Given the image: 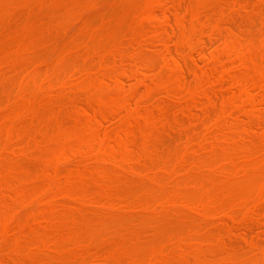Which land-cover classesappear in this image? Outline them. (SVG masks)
Listing matches in <instances>:
<instances>
[{
	"label": "rangeland",
	"instance_id": "1",
	"mask_svg": "<svg viewBox=\"0 0 264 264\" xmlns=\"http://www.w3.org/2000/svg\"><path fill=\"white\" fill-rule=\"evenodd\" d=\"M38 1H39V3L37 2V0H30V1L29 0H25V1L24 0H0V20H1L0 21V34H1L0 35V50H1L0 53L3 52V55H2V53L0 55V75H1V77H0V88L2 87V89H0V91L3 90V87H4L3 84H4L6 89H7V92H8L6 94L7 96L5 95V97H8L10 95L11 90L13 92V88H14L13 86L15 85V88L19 87L18 88L19 90L16 88V91L18 90L16 92V95H19V93H20V95H22L21 97L29 96L30 99H33V100H29V102H28V103H30L31 101H33L31 104H26L25 105V103L23 101H21V103L19 104V100H16V98H18L20 95L15 97L16 95H15V90H14V95L11 92V95H13L15 97L14 99H12L13 97L10 95L12 98L10 96H9V98H4L5 101L8 100L7 102L4 101L2 103V101L0 100L1 101L0 110H1V107H2V109H3V107L7 108V109H5L7 111L4 110L5 111L4 114L1 113V111H3V110L0 111V115L3 114L2 117L4 116L3 119L0 117L2 120H4V118H5V120L7 121L8 116H10V119L11 118L13 119L15 113H16V115L21 113L20 114L21 119H22L23 116H24L23 119L25 118V120L21 121V120H19L20 117L18 119V117L16 118V116H15L16 119L12 123H11L12 120L9 123V122H6L5 120L2 122L1 119H0V121L4 124V125L2 124L3 126H1V124H0V129H2L1 130L2 132L0 131V142H2L1 143L2 145L0 144V149L2 150L1 155H5V156L7 155L9 157L8 159H6V157L4 156L5 158H3V159L5 161L1 159V161H3L1 163H3L5 165V167H7V166L8 167L6 168V170L3 169V171H2L3 173L1 172L0 175L7 173V172L4 173V171H9L6 175H3L5 177H9L11 169H13L11 166H12V164H14V162H16V167L19 166V169H17L18 167L17 168L15 167L16 170H17L16 171L17 174H22L23 173L22 176H21V177H23L22 178L23 180H24L25 176L32 174V173H29V174L24 175L25 173H28L32 168H33L34 171H36L35 166H33V162H34V165L37 164L36 167H38L42 171V173H41L42 175L41 174L37 175L36 172L33 171L34 175L33 176L31 175L32 178H31V176L27 177V179L30 178V179H28V181H30V182H31V179L33 181L34 179L36 180L38 178L37 179L38 183H37L36 186L34 185L35 187L33 186V188H32V185H33V183L35 184V182L30 183V184H32L30 186H29V183H28V185H26V180H25V184L22 183L24 185V187L26 185V187H25L26 191L25 190L24 191L21 190L22 191L21 192L20 190H18V188H17L18 186L17 185H19V184H17L18 183V181H16L17 178L15 180L13 179L15 177L13 175L16 174L14 169L12 171L14 173H12L10 177L13 176L12 179L14 180V182H15V184L17 186L15 188V184H14V188L16 190L14 188H12L13 186L10 185V184H8L9 186L7 185L6 188H4V187L2 188V186H4V185H2V186L0 185V190L1 189H5V190L8 189L6 192H5V190L4 191H2V190L0 191L1 194L3 195V197H2L1 194H0V196H1L0 197L1 198V200H0L1 202L0 203H2V201H6L7 202V203H2V204H4V207H5L4 209H3V205L0 206V211H1L0 219L4 218V219H2L3 221H0V222H2V223H0V227H1L0 231L2 230L0 232V237H1L0 238V242H2V240H3L2 239V235L7 234V236H8L10 234L8 236V238L11 237V239L9 238V240H8V238L6 239V235L4 237V240H3L2 243H6V249H5V245L3 244L4 246H2V244L0 243V246H1L0 247L1 248L0 249V253L2 254V255H0V264H16L19 261L20 262L18 264H28L29 260L33 259V255H35L33 253H34V250L36 251V249L37 250L38 249L39 250L44 249V251L47 250V251H45V253L42 251V254L41 255L39 254L40 256L38 255L39 251H37L36 255L39 256L37 258H40L39 259L40 262H36L35 261L37 258H34L33 260L36 263H38V264H45L46 261H47V263H49V261H51V263H49V264H58L59 262H61L60 264H62L63 262L65 264H67L66 262L68 261V264H69V262L70 261L73 262L75 258H76L75 260L77 262H73L74 264H87V263L89 264L91 260H93V261L90 264H95V263L96 264H103V263L112 264V263H108L109 261L110 262L114 261V260L111 259V257L114 258V259L116 257V261H115V263L113 262V264H116V263L119 264L120 261L117 262V260H120V258H123L124 255L126 257L130 258L129 257L130 253H132L130 256L134 255V257H132L134 259L133 260H132V258L128 259V260H131V261L128 262V260H127L126 261V262H128L127 264H129L130 262H131L130 264H151V262L154 259L159 258V256H160L159 259H161L160 261H162V262H160L158 259H156L155 261H153L152 264H156L157 260H158V262H157L158 264L159 263L163 264V262H164L163 258L164 257L166 258V255H168L167 256L168 258L165 259V263H167V264H195V263L196 264H209V263L210 264H255V263L256 264L257 263L258 264H264V251H263L264 250V245H263L264 244V221L261 223L263 225H261L260 222H259V221L264 220V218L262 219L264 212L261 211V209L263 210V208H264L263 207L264 206V197L263 196H259L260 197V199H259L258 194L256 193V190L254 191V189H250V190L247 189V184L248 183L251 182L250 184L253 185L254 182H255L254 184H256V183H259L261 180H264V178H262V177H264V174H263L264 173V167H261V162H260V160L264 156V136H262V137L260 136V133L262 131H264V122H262V121H264L263 120L264 119V114H263L264 113V109H262V108H264V95H263L264 94V71H263L264 69H262V72H260V73L257 71V68L261 67L260 65L264 64V61H263L264 60V35L262 33V29H264V16H263L264 13L262 12L263 14H261V15L259 14V13H261L260 9L264 8V7H262V6H264V0H250V1L249 0L248 1L247 0H234V2L232 0H229V1L228 0H206L205 8L202 7L199 10H196L191 5L193 3L195 4L198 0H193V1L192 0H111V1L110 0H100V1L99 0L98 1L97 0H81V1L80 0H76V1L75 0H72V1L71 0H53V1H51V0H42L43 4L40 3L41 2L40 0H38ZM105 1H106V3H105ZM24 2H26V3H24ZM148 2H150V3H148ZM156 2H158L159 4L161 3V5L160 6H153L152 8H150L151 10L149 12L153 14V15L152 14L150 15L148 10H145V8H146V6L153 5ZM55 3H58L60 6L58 7V4H55ZM241 3H243V5H241ZM27 4H29V5H27ZM71 4H72L73 7L71 6ZM94 4L96 6H98V7H95V9H94ZM99 4H100V6H99ZM53 5H54V7H52ZM62 5H65V7L67 6L66 9H65L64 6H63L64 7L63 8ZM232 5H233V7H232ZM240 5L244 6L245 9H244V7H241ZM45 6L47 7V9L50 6L49 7L50 10H47ZM260 6H261V8H260ZM55 7H57V8H55ZM112 7H113V10L110 9ZM247 7H248V9H247ZM224 8H226V10ZM237 8H238L239 11L237 10ZM43 9L46 12V14L44 13V16L42 15V12H44ZM254 9H255V11H254ZM262 10H264V9H262ZM28 11H30V12H28ZM32 11L35 12V14ZM20 12H22V13H20ZM37 12H38V14H37ZM40 12H41V14H40ZM55 12H57V13H55ZM8 13H9V15H8ZM13 13H14V15H13ZM15 13H16V15H15ZM18 13H20V16H19ZM78 13H79V15H78ZM103 13H104V15H102ZM147 13H149V14H147ZM230 13L232 15H234L233 19L232 20H228V18H229L228 17L226 19L227 21L223 20V18L227 17ZM21 14H23V15L21 16ZM24 14H25L26 17H24ZM126 14H129V15H126ZM217 14H218L219 17L217 16ZM27 15L29 17H27ZM36 15H38V16H36ZM40 15H41V17L42 16L44 17L43 18V21L45 20L44 22H46L48 19H50V21H48L46 23L49 26H51L50 30H49L50 27H47L48 25H46V24L44 25V22L42 21V18H40ZM47 15H49V16H47ZM91 15H93V16H91ZM203 15L205 16V18H204ZM10 16L11 17H15V19L14 20H10V19H12ZM34 16L36 17V21H34L35 20ZM51 16H53V17H51ZM221 16H223V17H221ZM2 17H4V18H2ZM8 17H9V19H8ZM38 17L40 18L41 23L39 22V18ZM90 17H92V18H90ZM21 18H22L21 23H22V21L24 23L21 24V25L19 24V25L21 26L20 28L23 27L22 28L23 30H21L19 28V25H18V22H19L18 20H20ZM25 18H28L27 22H25L26 21ZM80 18H82V19H80ZM145 18H147V19L144 20ZM6 20H7V25L8 26L6 25ZM31 20L33 21V23H32ZM59 20H60V23H59ZM72 20H73V23H70V21H72ZM101 20H103V21H101ZM29 21H31V22L28 23ZM83 21H84V24H83ZM87 21H91V23L90 22L87 23ZM142 21L144 22L143 26L140 25V23ZM204 21L206 23H203ZM50 22H51V24H49ZM220 22H221V24H220ZM31 23H32V25H31ZM225 23H226V27H225V25H223ZM236 23H237V25H238V23H240L237 26L238 28L237 27L235 28V26H236L235 24ZM33 24H34V26H33ZM42 24L45 27H41ZM67 24L68 25L71 24L70 25L71 28L73 27L72 25L75 24V26L73 28L74 30L73 29L71 30V28H69L70 26L68 27ZM252 24H254V25H252ZM27 25H29V26H27ZM81 25H83V26H81ZM90 25H92L90 27V28H92L91 30L88 29V26H90ZM243 25H246L245 27L247 28V30H251L250 35L253 38H251V36L249 34H247V30L246 29H245V33H243L244 32V31H242V30H244V26ZM105 26L108 27V28H105ZM182 26H183L184 29L182 28ZM239 26H242V28L239 27ZM29 27L32 28V29H30V31L33 30L32 31L33 33H31V34H29L30 32L28 33ZM18 28L21 31H23V32H20ZM113 28H114V30H113ZM118 28H119V30H118ZM239 28H241V30ZM24 29H26L25 30L26 32H24ZM234 29H235V31H234ZM236 29H237V31H236ZM38 30H40V32H38ZM41 30H42L43 33L41 32ZM67 30H69V31H67ZM218 30H219V32H218ZM239 30L242 31V32H240ZM17 31H19V33H16ZM114 31L116 32V34H115ZM84 32H85V34H84ZM117 32H119L120 34L117 33ZM122 32H124V33H122ZM22 33H23V36L20 38ZM26 33L29 34L30 38L28 36L25 38L24 34H26ZM100 33H101V35L102 34H104V35L100 36ZM248 33H249V31H248ZM32 34L34 36H32ZM183 34H185V35L194 34V39L192 40V42H188L185 38H183L185 36ZM242 34H244V35H242ZM72 35H73V37H72ZM221 35H223V36H221ZM44 36H45V38H44ZM83 36L85 38H83ZM31 37L34 38V40ZM38 37H41V38L39 39ZM79 37H82L83 39H81ZM100 37H103L104 41H103V38H100ZM126 37L128 39L125 41L124 39ZM158 37H159V39H158ZM16 38H17V41H16ZM77 38H79L81 41L84 40L85 42L84 41L81 42ZM121 38H123V39H121ZM199 38H200V40H199ZM30 39L33 40V42ZM85 39H87V40H85ZM228 39H230V41ZM231 39H232L233 42L231 41ZM51 40H52L53 43L49 42ZM76 40H77V42H76ZM90 40H91V42H90ZM237 40H239V52H233L232 50L231 51L227 50L228 46H229L228 44L229 43L235 44L237 42ZM26 41H28L29 43L32 44V46H33L32 49L29 48V46H28L29 43L27 44ZM42 41H43L44 45H42V47H39V45L42 44ZM37 42H39V43H37ZM80 42H81V44H80ZM95 42H96L97 45L95 44ZM178 42H179V44H178ZM33 43L36 44V48H35ZM168 43L171 46L168 45ZM256 43H258L257 46H255ZM51 44L55 48L50 47ZM69 44H70V46H69ZM75 44H76V46L79 44L78 47H76ZM26 45L28 46L29 50L25 47ZM83 45H85V46H83ZM196 45H197V47L195 48ZM79 46H80V48H79ZM254 46H255V48H257V50L254 49ZM258 46L261 47V49H259ZM90 47H93V48L90 49ZM243 48L245 50H243ZM249 48H252V50H251L252 53L250 55V56H252L251 57L252 60L249 58V54H250V52L248 53V49ZM4 49L7 50V51H5ZM30 49L33 50V53L30 51ZM87 49H89L91 51L93 50V51L92 52L90 51V54H89V51ZM24 50L26 52H30V54H31L30 55L31 56L30 57L31 60L28 58L29 62L27 61L25 56H23L26 59L28 64L24 61L25 59H23L22 62L20 60V59H22L20 56L24 55L23 54ZM58 50L59 51L61 50V53H59ZM259 50H260L261 53L258 52ZM52 51H54V52L52 53ZM84 51H85V53H84ZM87 51H88V53H87ZM34 52H35V55H34ZM93 52H94V54H92ZM112 52H114L116 54L112 55ZM5 53H7V54L5 55ZM8 53H11L12 55L8 54ZM234 53H236L237 55L234 54ZM19 54H20V56H19ZM37 54H39V56ZM59 54L61 56L62 55L63 56L65 55V56L61 57ZM131 54L134 55V56H131ZM227 54H228V57H227ZM239 54H241V55H239ZM28 55H29V53H28ZM55 55H57V57ZM66 55H68V56H66ZM90 55H91V57L93 56V58H91V57L89 58L88 56H90ZM247 55H248V57H247ZM59 56H60V58H59ZM72 56H73V58H72ZM77 56H79V57H77ZM80 56H82V57L80 58ZM102 56L105 58L106 65H109V64L110 65L106 66L107 68L104 67L103 69L99 70L98 68H100V67H98L97 61ZM6 57H8L11 61H9L8 58H6ZM75 57H77V58H75ZM97 57H99V58H97ZM108 57H110V58H108ZM120 57H121V60H120ZM133 57H135V58H133ZM224 57H227V60ZM122 58H124V59H122ZM126 58L127 59L130 58L131 60H127ZM218 58H221L222 60L218 59ZM238 58H239L240 61L238 60ZM254 58H255V60H254ZM14 59H16L17 61L14 60ZM73 59H74V61H72ZM88 59H89V61H88ZM92 59H93V61H92ZM134 59H136V60H134ZM147 59H149V61ZM165 59H167V60L165 61ZM171 59H173L174 62ZM68 60L70 61L69 63H68ZM119 60L122 61V62H119ZM184 60H185V62H184ZM223 60H226V61H223ZM6 61H8V62H6ZM19 61L21 62L20 65H19ZM220 61H222V62L219 63ZM238 61H239L238 64H240V65L237 64ZM64 62H66V63H64ZM76 62H77V65L75 64ZM225 62L226 63L228 62V65H231L230 66L231 69H229L230 67L228 65H226ZM241 62H244V63H241ZM54 63H55V65L57 63V65L54 66L53 65ZM80 63H81V65H80ZM82 63H84L85 66ZM223 63H225V65ZM88 64H89V66H88ZM120 64L121 65H126V69L121 71L120 68H119ZM130 64L133 67V69H135V70L132 69ZM67 65H68V67H67ZM72 65H75V66H72ZM188 65H190V66H188ZM222 65L228 66V67H222ZM245 65H247V67L250 65L249 66V68H251L250 72H249V68L245 69L246 68ZM254 65H256L257 68ZM30 66H31V68H30ZM53 66L55 68L56 67L57 68L54 69ZM78 66H79L80 69L78 68ZM92 66L94 68H92ZM169 66L170 67H174V69H176L178 72L176 70L174 71L175 73L172 72V69H170ZM185 66H187V67H185ZM208 66L211 69H208L207 68ZM183 67H184V69H183ZM263 67L264 66L262 65V68ZM57 69H59V70H57ZM111 69L118 70V71H113L115 74H117V78H118V81H119L118 85H116V82H115L116 81V77L112 73H110ZM167 69H168L169 72L167 71ZM55 70H57L59 73L55 72ZM98 70L100 72L102 71L103 74L102 75L99 74L97 72ZM205 70H208L209 72L208 71L206 72ZM211 70H212V72H211ZM229 70H231V71H229ZM239 70L241 71L240 74L242 73L241 74L242 76L240 74H239L240 76L236 74V72L239 71ZM15 71L16 72L19 71L20 73L19 72L16 73ZM28 71H30V72H28ZM39 71H40V73H39ZM131 71H132V73H131ZM134 71H136V72L134 73ZM54 72L57 75H56V77H54L55 80L53 79L54 80L53 81L51 78H52V76L55 75V74H53ZM204 72H206V73H204ZM15 73L18 74V75L21 74V76L20 75L19 76L16 75L17 77H21V79H17V77L15 78ZM29 73H32V74L30 75ZM95 73L96 74L98 73V75H96ZM237 73H239V72H237ZM243 73H245L247 75L244 76L245 74L243 75ZM65 74H67V75L65 76ZM207 74H210V75H207ZM252 74H253V76H251ZM50 75H51V77H50ZM219 75H220V77H218ZM11 77H12V80L10 81L9 79ZM65 77H67V78H65ZM175 77H177V78L179 77L178 80H179V83H180L178 88L174 90V92H175V94L177 96H175L172 99H168L167 95H165V94H167L166 87L162 83L161 80H162V78H166V79L170 80V79H174ZM247 77H248V79H242V78H247ZM33 78H34V80H33ZM99 79L104 81V84H102V86H101L102 88L100 87V82H98ZM238 79H239V81L240 80H248V82H247L248 84L245 85L246 87L245 86L244 87L238 86V84H237V80ZM251 79H253V80H251ZM18 80H19V82L21 80L23 81V82L20 83V85L22 84L21 86H19ZM48 80H52V82H53L52 89H47L44 86L45 83ZM217 80H219V81H217ZM254 80H256V81H254ZM16 81L18 82V84L16 83ZM80 81H82V82H80ZM259 81H260V84H259ZM24 83H26V84H24ZM33 83H34V85H33ZM92 83L94 85V87H93V92L94 93L96 92L95 89L97 87L100 88V89H98L99 92H101L102 89H105L103 91L106 93V95H108L107 97L105 96V98L108 100V102H109L108 107H110V108L107 107L108 110L104 109L101 112L104 117L103 116L99 117V120L101 121V124L98 123L100 126L98 125L99 126L98 127L99 128L98 132L96 131V134L98 136V137L96 136L97 139H96L95 136L93 137V134L95 135V133H92L91 137L90 136L87 137L88 139L89 138L90 139L94 138V140H96V141H94L93 139L91 141L89 140V142H93L92 143L93 145L89 144L90 146L88 144H86L87 142L85 143L86 144L85 146H89L90 150H92V149L94 150V151L92 150L93 154H90L91 156H93L95 154H100V155L99 156H96V155L93 156V157H98L97 160H96V158L93 159V157L91 159L90 155H89V157L87 159L84 160L83 158H86V157L79 156V155L81 154V150L82 149L85 150V146H84V148H82L80 144H78L79 146L77 145V143H76L77 141L74 138V135H73L72 132L74 131V129H76V128H78V126H80L79 124L76 125L78 123V121H80V119L82 120L81 121L82 123L79 122L81 124V127H82L84 125V123L87 122L86 119H87V117H89V115H91V116L88 118V122H89V120H92V119L95 122L94 116H93V118H91V117L94 114L93 113L94 111H95V114H96V111L98 112L99 107L101 106V104H99L100 99L98 101L94 100V102L92 100L93 103L92 102L89 103V106L87 108H90V104H91L93 107H91L89 109V111L92 110L93 112L92 111L88 112V116L86 115V118H85L84 122H83V119L85 117L84 114L87 113V112H85L86 111V107H84V109H85L84 113H82V110L78 111L77 113H76V111H72V112L75 113V115H77L79 112H81L80 114L82 115V116L81 115L80 116L77 115L79 118H77V116L74 115V120H73V117L71 116L72 113H70V111H68V109H67V111L70 114H68V112H66V111H65L66 113L64 112V110H63L64 109L63 108L64 102H63V104L62 103L61 104L57 103V104L62 105L61 106L62 107L61 111L63 110L64 117L66 118L65 119L63 117L64 121L62 120V118L58 119L57 117L52 115L56 119V120L55 119L53 120V119H51L52 116L50 117V115L51 114H55V112L53 113V111L57 112V110H59V112H60V107L59 106L57 107L58 109L55 110V106L57 105V104L55 105V103H56L55 101L59 102L60 99H62V98L64 99V97H67L66 101H65V105L69 104L70 103L69 101L71 100V102L74 101V104L76 106H78L77 110H80L78 108L79 107L81 108L82 106H84V105H82V104H84L83 102H85L83 100H86V98L82 99V97H86L87 96V94L89 92V88H90V91H91ZM112 83H113V86H112ZM39 84H41V85L39 86ZM55 84H57V85H55ZM212 84L215 85V86L217 85L218 87L214 88V86ZM26 85H27V87H26ZM210 85H212V86L210 87ZM234 86H236V87H234ZM237 86H238V88H237ZM5 87H4L3 91L6 90ZM24 88H25L26 91H24ZM113 88H114V90H113ZM163 88H165V89H163ZM180 88H182V90ZM200 88H201V90H199ZM217 88L219 89V91H217ZM233 88H235L237 90H235ZM227 89H228V91H227ZM229 89H230V91H229ZM45 90H47V91L45 92ZM98 90L95 93V95L93 94L94 96L91 94L93 92L89 93L92 96L90 97V95H88L89 96L88 100H89V98H92V97L95 98L96 95L100 94L98 92ZM111 90H113V91H111ZM234 90L237 91L238 93L235 94ZM21 91L23 93H25V94H26V92H28L27 96L25 94H21ZM198 91H200V92H198ZM202 91H211V96L208 99H206L204 97V95H201ZM251 91H252V93H251ZM104 92H101L102 93L101 95L105 94ZM195 92H197V95H196ZM260 92H262L261 95H260ZM3 93L5 94V92H3ZM3 93L0 92V97H1L0 99H3L2 98V96H4ZM194 94H195V96H194ZM224 94H226V95H224ZM115 95H116V97H115ZM231 95H232V100L230 99ZM60 97H62V98H60ZM98 97H97V99H98ZM187 97H189V98H187ZM254 97H255V99H254ZM58 98H60V99L57 100ZM181 98H183V99H181ZM18 99L21 100V98H18ZM23 99H25V98H23ZM48 99H50V100L53 99L54 100V101H51L52 102L51 105H54L53 106L54 110L50 111V113H49V110H50L49 107H47L49 110H47V108H46V105L48 104V102H49L48 105H50V100H48ZM185 100H189V101H185ZM261 100H263V101H261ZM61 101H63V100H61ZM173 101L174 102L176 101V102L174 103ZM177 101L178 102L180 101V103H177ZM210 101H212V103ZM226 101L229 102L228 105L226 104ZM22 102H23V105H21ZM25 102H27V101H25ZM43 102H44V104L47 102V104L44 105L45 108H44L43 112H45V109H46L48 111L46 113L47 114L49 113L48 116L50 118L47 115L42 113V115H43V119H42L41 113L39 114L38 112L37 113L34 112V110L35 111H37V110L39 111L41 106L43 107V104H42ZM53 102H54V104H53ZM67 102H69V103H67ZM182 102L183 103L185 102V103L183 104ZM80 103H82V104H80ZM187 103H189V104H187ZM198 103H199V105H198ZM207 103H211V105L207 104ZM252 103H254L255 105L252 104ZM33 104H34V108L32 107ZM39 104L41 106H39ZM174 104H175V106H174ZM235 104L237 106H235ZM27 105H30V107H32V110H31V108L29 110V107ZM51 105H50V108H52ZM71 105H72V103H71ZM221 105H222V109H221ZM245 105H247L249 108L248 107L246 108ZM16 106L17 107L19 106V108H17ZM24 106L27 107L26 110H29L28 112L32 111L31 113H33L34 117L32 116L31 118L29 117V119H27L28 118L27 115H29V116H31V115H30V113H28V112L26 113L25 112L26 110L24 109ZM158 106H160V107H158ZM238 106L241 109L238 108ZM11 107H12V109H11ZM64 107L66 108L67 106H64ZM205 107H207V108H205ZM243 107H244V109L246 108V111L248 109V112H249V110H252V111L248 114V112H246L243 109ZM256 108H258V109H256ZM8 109H10L9 111L11 112V115L14 112V114L12 116L8 115ZM22 109L24 110V114H25L23 116H22L23 112H20V111H23ZM41 109H43V108H41ZM187 109H189V110L191 109V110L189 112L185 111ZM253 110H255V111H253ZM41 111L42 110H40V112ZM198 111H200L199 113L202 114L203 117H202V115H200L198 113ZM59 112H57V113H59ZM91 112L93 114H91ZM151 112H153L157 116V120L158 121H156L154 123L147 124L146 123V118L148 117L149 113H151ZM253 112H256V113L254 114ZM147 113H148V115H147ZM252 113L256 116V118L254 120H252L253 119L252 118ZM197 114H198V116H197ZM60 115H61V112H60ZM259 115H260V117H259ZM17 116H19V115H17ZM45 116L48 117V118H46V121H45ZM39 117H41L43 122L40 120ZM170 117H171V119H170ZM218 118H220V119H218ZM26 119H27L28 123L26 122ZM71 119H72V122L74 121L72 123V129H73L72 131L70 130L71 129V125L67 126L71 122ZM75 119H78L77 122L75 121ZM129 119H131V120H129ZM47 120H50V121L52 120V121H56V122H54V124H53L52 121L48 122ZM57 120H59V121H57ZM127 121H129L128 124H127ZM57 122H59L58 125L55 124ZM63 122L66 124V126H65V124L63 125ZM75 122H76V124H74ZM5 123H8V124H5ZM13 123H15L14 125L20 126L21 132L20 131L18 132L19 127L17 128L15 126H14L15 128H12L11 130L17 128L16 131L13 130L14 132L13 131L9 132V129L11 127H13ZM89 123L92 124L91 121ZM121 123H122V130H121V127H119V126H121ZM123 123H125V124H123ZM26 124H28V125L34 124V126L33 125L28 126ZM48 124H51V125L53 124L55 126L54 129H56V130L58 129V130L57 131L54 130V129L52 130L51 127L53 125L51 126V125H48ZM175 124H177V125H175ZM227 124L228 125H232L233 127L228 126ZM7 125H9V126H7ZM25 125H26V127H25ZM46 125H48V127L50 126L49 129L52 130L48 134H46V132L44 131L46 129L48 131V128H47ZM124 125H126L125 126L126 129H124L125 128ZM132 125H134V127H133L134 131L132 130ZM221 125H223L224 127H222V128L219 127ZM74 126H76V127L74 128ZM88 126L90 128L92 127V125H87V123H86L85 127H88ZM135 126H136V128H135ZM141 126L144 127V128L141 129L140 128ZM63 127H65V128L67 127V130L71 131L70 133L68 131L69 136H70V139H69L70 142L66 143V139H65V141L59 140L60 137H62V135H63V139H64V136H65L66 133H63V132L67 131V130L62 129ZM85 127H83V128H85ZM129 127H130V129H128ZM163 127L164 128L167 127V129L165 128V133H164V130H163L164 128ZM171 127H172V132H171V129H170ZM4 128L7 129L8 131L5 132ZM230 128L232 129V131H231ZM249 129L252 130V131H247ZM86 130L83 129V131H85V132H83V134H84L83 136H85V137L88 135V132H86ZM102 130H103V132H102ZM126 130L129 133H130V130H131V133H132V135H131L132 136V139H131L132 142L128 140L129 141L128 145H127L128 137H126L128 134L125 132ZM162 130H163V132H162ZM184 130H186V131H184ZM43 131L45 132V135H44ZM58 131H59V133H57ZM60 131H61V136L58 138L59 135H57V134H60ZM105 131H107V132H105ZM168 131H170V132H168ZM203 131H205V132H203ZM8 132H9V135L7 134ZM52 132H54V133L52 134ZM104 132H105V134H103ZM133 132L136 133V136H135V134ZM13 133H17V137H12V136L15 135ZM20 133H23V136L25 138H27V140L23 136H21ZM242 133H243L244 139H243V137L241 135H240L241 137L239 136V134H242ZM118 134H119V137H117ZM146 134H149V135H147L148 137L146 136ZM228 134H229V136H228ZM254 134H255V136H253ZM33 135L35 137H33ZM50 135L54 136L53 139H52V137H50ZM105 135H106V138H105ZM121 135L123 136L122 138H121ZM18 136L20 138H18ZM66 136H68V134H66ZM83 136L80 138L81 140L85 138V137L83 138ZM131 136H129V137H131ZM21 137H22V140H20ZM28 137H29V139H28ZM31 137L33 138L35 143H33L34 141H31L32 140ZM71 137H73V140H71L72 139ZM110 137H111V139H110ZM112 137H113V140H112ZM133 137L137 141L134 142V138ZM23 138L25 140H23ZM54 138H56V139L58 138V139L55 140ZM65 138H67V137H65ZM87 138L84 139V140L88 141ZM115 138H116V140H114ZM142 138H143V140H142ZM238 138H241L242 141H241V139H238ZM252 138H255L257 140V142H256L255 149L251 151L250 149L247 150L246 147L254 145L253 143H251L252 142ZM49 139L51 141L53 140V143H49L48 142ZM80 139H79L78 142H80L81 144L82 143L84 144V140H83V142H81ZM117 139H119V140H117ZM107 140L111 141V145H110V141H107ZM5 141H6V144H5ZM54 141H56V142H54ZM57 141H58L59 144H61V142H62V144H61L62 149H61V147L59 145H57L58 144ZM67 141H68V138H67ZM121 141H122V143H121ZM63 142H65L66 145L63 144ZM107 142H109L108 143L109 145L107 144ZM189 142H190V144H189ZM72 143H74L75 146ZM94 143H95V145H94ZM99 143H100V145H99ZM112 143L115 145V147H116V145H118L117 149L119 148V150L116 149L117 152H116L115 149H111V147L115 148ZM135 143H137V144L139 143L138 147L140 146L141 149L143 148V150L142 151L138 150L137 144H135ZM143 143H144V145H143ZM223 143H224L225 146L222 145ZM52 144L54 145L53 150L55 149V146L57 145V147H56L57 150L55 152H53V153H51V151H53L52 150ZM6 145H7L8 149L6 148ZM120 145H121V147H120ZM145 145H146V147H143ZM242 145H243V147H242ZM11 146H12L11 153L12 152L14 153L16 148L20 147L19 150L17 149L18 151H16L14 153V154H16V153L19 152L18 154H20V155L18 157L14 156L16 158H13L14 161L10 163V168H9L8 163L13 160L11 158L14 155V154L12 155L9 152L10 151L9 148H11ZM64 146H66L65 149H64ZM95 146H96V148L99 146V148L95 149ZM104 146H106V150H105ZM132 146H133V148L135 150H133ZM151 146H152V148H151ZM203 146H204V148H203ZM32 147H34L35 149L36 148L38 149V147L39 148L41 147L40 150L39 149L36 150V151H38V154L36 153L34 148H33L34 150L31 149L28 152L29 154L34 152L33 155H35V153H36L35 157H36L37 161L34 160V159L32 160L31 158H29V156L32 157V155H27L28 153H24L28 148H32ZM77 147L80 148L78 153H76L77 150H78ZM102 147H104V149ZM122 147L124 149L127 148V151L124 150ZM197 147H199V149ZM256 147H257V149H256ZM24 148H26V150H24ZM42 148L44 149V151L46 150L47 152L42 151ZM130 148H131V150L128 151V149H130ZM226 148H228L229 150H227ZM261 148H263V149H261ZM21 149H22L23 152L20 151ZM87 149H88V147H87ZM107 149H109L111 152L109 150H107ZM241 149L243 150L242 152H239V153H236V154L232 152L233 150L239 151ZM63 150L65 151L64 154L62 152ZM103 150H105V151H103ZM66 151H67V153H66ZM135 151L137 152V154H135L136 153ZM138 151H141V152H138ZM69 152H70V154H71V152H73V153L70 156L69 155L66 156V154H68ZM115 152H116V154H115ZM125 152H127L126 157L124 156ZM47 153L50 154V155H45ZM25 154L27 156H25ZM102 154H104L106 157H104V155H102ZM77 155L79 157H77ZM107 155H109V156H107ZM110 155L115 158V161L117 160L120 163H123L125 161L124 163L127 166L124 165V163L120 164L117 161L115 163L114 160H113L114 158L110 157ZM140 155H141V157L143 155L144 159H143V157L141 159ZM41 156H46V157L44 158V157H41ZM57 156H59V157H57ZM71 156H73L75 161H76V159L78 161L77 162H75V161L72 162L73 159H72ZM134 156H137V157H134ZM231 156L232 157H239V158L238 159L236 158L237 159L236 162H233ZM49 157H50V159H49ZM63 157H64V160H63ZM75 157H77V158H75ZM101 157H102V159H101ZM108 157L110 158V160L111 159L112 160L110 161ZM132 157L137 159V161H139L141 159L140 161L142 163L145 160H147V161L144 162L143 165H141L142 164L141 163L138 166V165H135L137 162ZM146 157H148V158H146ZM193 157H194V159H193ZM41 158H42V160L43 159H45V160L48 159L49 161L52 160V162L50 161L51 169H52V165L53 166L57 165V167L61 171V176L65 173L63 175L64 177L60 176L61 178H58V179L59 180L60 179L66 180V177H67V180H72V182L69 181L72 184H69V182L67 184V181H63L62 185H61L62 187L59 186L58 190H54V189H57V187H54V189L51 188L50 183L48 181L54 179V174L51 175L53 173L52 171H54V170L52 169V171L50 172L51 169L49 167H47L49 173H45L44 174L43 172H47V171L44 170V168L46 167L45 163H48L49 166H50V164H49V162H47V161L45 162L44 161L43 167L44 166L45 167L44 168L41 167L42 166ZM58 158H59V160L62 159L63 161L59 162L57 164L56 159L58 160ZM65 158H66L67 161L68 160L71 161V162H68V164L73 165V163H74V166H71V168H74V169H71L70 166L67 167L65 165L67 163V161H65ZM68 158H70V159H68ZM9 159H10V161L7 162ZM39 159H40V162H38ZM119 159H121L122 161L121 160L119 161ZM94 160L96 162H94ZM27 161H29V162H27ZM87 161H88V163H87ZM97 161L100 162V163H103V164L107 163L105 165L108 166L107 169H109V171L111 172V175H110V172H107L106 166L102 164L105 167V170H104V167L100 163H99V167L95 168V170L92 169L91 162H92V165H94L93 164V162H94L98 166V162ZM129 161H131V162H129ZM5 162H7V164ZM30 162H32V163H30ZM55 162H56V164L54 165L53 163H55ZM80 162L83 164L85 169L83 168V166H80V165H82V164H80ZM134 162H136V163L132 164ZM230 162H232V163H230ZM1 163H0V166H3V165H1ZM26 163H28V164H27L26 167H24V165H22V164H26ZM61 163H64V164H61ZM75 163L79 164V165L77 164L78 167L75 165ZM150 163L151 164L153 163L152 166H151ZM38 164H40V165H38ZM85 164H86V166L90 165L89 171L85 167ZM111 164H112V168L111 167L109 168V166ZM119 164L121 166H123L124 169H123V167L119 166ZM128 164H129L130 167L128 166ZM130 164H132V165H130ZM208 164H210V165H208ZM258 165L260 166L259 169L257 171H254L253 168L257 167ZM28 166L29 167L31 166V167L29 168ZM62 166L63 167L66 166V168H70L71 170L68 169L69 173H67V171H64L66 168L64 169ZM79 166L81 168H79ZM134 166H136V168ZM137 166L139 168H141V169H137ZM131 167L133 168V170H132ZM75 168H77V170ZM115 168L119 169V170L122 168L124 170V172H121L122 170H120V172H117V170H114ZM134 168H135V170H134ZM260 168H262V169H260ZM20 169L21 170L23 169L22 170L23 172L21 171V173H19ZM78 169H83V171H81V170L79 171ZM97 169L99 171L100 170L101 171L99 172ZM0 170H1V168H0ZM57 170L58 169H56L55 171H57ZM92 170H93V172L95 173L96 176L99 173V175H98L99 176V180H98V178L95 179L96 176L94 174H92ZM103 170L106 173H104ZM127 170L130 172V175L127 174ZM136 170H137L138 174L135 175ZM139 170L141 172H139ZM189 170H190V172H189ZM63 171H64V173H63ZM75 171H77V172H75ZM258 171L260 173L262 172V175ZM37 172H38V170H37ZM74 172L77 173V174H75ZM90 172H91L92 176L94 175V177H90L91 179L88 178L91 175ZM96 172H98V173H96ZM38 173H40V170H39ZM54 173H56V172H54ZM66 173H67V175L68 174H72V176H67ZM82 173H84V174H82ZM100 173H102V174L100 175ZM107 173H108V175H107ZM115 173H117L116 176L120 175L121 176V177L119 176L120 178H123V177L127 178L126 179L127 183H126V181L124 179H123L124 180L123 181L122 179L120 180L117 177L120 181L124 182V183L123 182L121 183V185H120L121 187L124 184L127 185V189L125 188L126 186H124L123 189H124V191H125V189L127 190V191H125V193L128 192L129 195H131L129 199L132 198V201L130 200V202H129V200L127 199L128 200L127 202H129L130 204L132 202H134L132 205H129L128 203L125 202L126 198H125V200L122 199V195H125V196L128 195V193H126V194L123 193V192H122L123 194L120 193L122 191V189H121V191H118L121 194V196H120V194H116V195H118V197L116 195H114L115 192L117 193L116 186L118 185V183L120 184V181H119V182H116L117 185H115V186L111 185L110 186L111 183L115 184V180H117V178H115L116 176H114ZM193 173H195V175ZM207 173L210 174V175H208ZM211 173H213L214 175L211 174ZM46 174H50V175H46ZM59 174H60V172H59ZM104 174H105V176H107L106 178H105ZM126 174H127V176H126ZM132 174L134 176H132ZM251 174H253V175H251ZM77 175H78V177H77ZM137 175L138 176L140 175L139 177L141 178V180L148 181L145 184H148V183L151 182L152 186H149V187L145 186V184H143L145 181L143 183H140V181L136 182V180L138 178ZM215 175H217V176L214 177L215 179L212 180V176H215ZM16 176H19V175H16ZM49 176H50V178H49ZM86 176H87V178L85 180H92V181L94 179L95 180L92 183L90 181V183L88 184V189L90 188L89 186L91 185V189L92 190L86 189V191H85L83 189L84 192H82L81 188H79V187H81L82 182H80L78 180H80V179L84 180V178ZM130 176L132 177L130 179H135V181L133 180L134 183L130 182L131 180L128 178ZM5 177H2L3 178L2 180H6ZM43 177L45 179H43ZM58 177H59V175H58ZM145 177L147 179H150V180H146ZM247 177H249V178H247ZM253 177H254V179H253ZM256 177H258V178L256 179ZM104 178H105V180H103ZM216 178H219V179H217V180H219L218 182H217ZM101 179L103 181H100ZM111 179H112V181H111ZM248 179L250 181H248ZM8 180H10V179H8ZM13 180H11V184H12ZM17 180H20V179H17ZM44 180H45V182L42 183V181H44ZM106 180H107V183H106ZM73 181H74V183H73ZM113 181H114V183H113ZM213 181H214V183H213ZM39 182H41V183H39ZM75 182H76V186H75ZM97 182L98 183L102 182L105 185L102 187V185H103L102 183L98 184V185H101V187H102L101 188V187L97 186ZM246 182H248V183L246 184ZM48 183H49V185H48ZM79 183H80V185H79ZM137 183L139 185L136 186ZM215 183L217 185H215ZM38 184L40 186H42V187H39ZM166 184L167 185L170 184L169 185L170 188ZM196 184H197V186H196ZM46 185L48 186L47 187L48 189L50 187V189H52V190L51 191L49 190V192H48V190H46L47 189ZM140 185H141V189L143 188L142 191L141 192L139 191L138 193H135L138 189H140L139 188ZM95 186H97V187H95ZM120 186H118L119 189L121 188ZM243 186H245V188ZM9 187H11L13 189V192H11V190L9 191ZM27 187L30 188V189H28ZM75 187H77L76 190H75ZM94 187H95V191H98V192H96V194H94V192H95L94 191ZM238 187H240V188H238ZM35 188H37V189H35ZM38 188H40V192H39ZM135 188H136V191H135ZM225 188L227 190H224ZM99 189H102V190L99 191ZM129 189H134V195H133V192L132 193L129 192L130 191ZM239 189H240V191H239ZM17 190H18V192H17ZM31 190H33L34 192L36 191L35 192L36 194L33 191H31ZM41 190H43V191H41ZM221 190L225 194V197L222 196L223 193L221 192ZM14 191H15V193H14ZM30 191L32 193H30ZM143 191L145 192L146 196H145V194H143ZM237 191H239V192H237ZM4 192H5V194L7 192H10V193H7L6 196H5L3 194ZM16 192L18 194H16ZM19 192H20V194H19ZM42 192H45V193H42ZM57 192H58V194H57ZM99 192L101 193V195H102L103 192H105L107 197H105V194L103 193V198L100 199V200L97 199V198H99L101 196ZM198 192H200V193L198 194ZM25 193H26V195H25ZM37 193H39L38 197L36 196ZM139 193H142L143 195L141 194V197H140V195H138L140 197V200L138 201L137 199L139 197L137 196V194H139ZM173 193H176L175 194L176 196ZM216 193H217V195H216ZM252 193L254 194V196H253ZM13 194H14V198L11 197ZM93 194L96 195L95 196L96 198L94 197ZM155 194H156V196H155ZM182 194H184V195H182ZM8 195H10V198L8 197ZM27 195L28 196L29 195L32 196L33 199H31V202H29L30 198L26 197ZM55 195H56V197H55ZM58 195H60V197L61 196L62 197L59 198ZM92 195H93V197H92ZM210 195H212L213 197L210 196ZM235 195H236V197H235ZM251 195H252V197H251ZM24 196H25V198H23ZM31 196H29V197H31ZM57 196H58V200L56 199ZM87 196H89V200H88ZM132 196L133 197L137 196L138 198L135 197L136 199H134ZM168 196L171 197V198H169ZM186 196H188V197H186ZM16 197H18V198H16ZM40 197H42V198L40 199ZM71 197H73V198H71ZM166 197L170 201L165 199ZM200 197H201V199H200ZM2 198H4V200ZM6 198H9V200L11 199L10 200V204L11 203H15V205L12 204V206L14 205L13 207L11 205H10L11 207L8 206L9 205V202H8L9 200L6 199ZM75 198H77V199H75ZM123 198H124V196H123ZM196 198H197L198 201L196 200ZM215 198H216V200H215ZM24 199H25V203L27 202L25 205H23L24 204L23 203ZM49 199H50V201H48ZM71 199H74L75 201L77 200L78 202H74L73 205H71L72 204L71 202L74 201V200H71ZM103 199H105V200H103ZM133 199H134V201H133ZM143 199H144V202H143ZM175 199H176V201H175ZM222 199H223V201H222ZM32 200H33V202H32ZM101 200H103V202H105V201L106 202L105 203H103V202L101 203ZM121 200H124V201H121ZM47 201H48L49 204L47 203ZM56 201H58L59 205H60V203H62L63 205L61 204L62 206L61 205L59 206ZM68 201L70 202V206H69ZM85 201L86 202L89 201V202L86 203ZM177 201H179V202H177ZM201 201H203V203ZM207 201L210 202V203H208ZM254 201H255V203H254ZM216 202L218 204H215ZM259 202H263V203H260L262 208H261V206H257V205H260V204H258ZM18 203H20V205H18ZM40 203H41V205L42 204L43 205L40 206V208H38L39 207L38 205ZM98 203H100V204H98ZM140 203H142V204H140ZM30 204L33 205L34 209L36 208V210H35L36 213H34V215H33V212H35L34 209L32 211V207L31 206H30L31 208L29 209L28 205H30ZM51 204H53V205H51ZM81 204H83V206H85L84 207L85 210H86V206L87 205H90L91 207L90 206H89L90 208L87 207L89 209L86 212H84L85 210L83 209V206L81 207ZM135 204H136V206H135ZM17 205L19 206V208L17 207ZM55 205H58V206H55ZM120 205L122 206V209H123V207H128V206L132 207V209L131 208H126V209L124 208L123 210H121L120 209L121 208ZM126 205H128V206H126ZM212 205H214V206H212ZM20 206H22V207L20 208ZM43 206H44V208H43ZM47 206H48V209H47ZM67 206H69V207H67ZM75 206L81 207V208H79V210H83V211H79V213H81L82 215H80L78 213V211H76L78 208L75 210V208H76ZM204 206H205V208H203ZM207 206H208V208H206ZM232 206H233V209H232ZM247 206H249L247 208L248 210L246 209ZM253 206H254V208H253ZM23 207H26V208H23ZM50 207L51 208L54 207V208L51 209ZM118 207H120V208L118 209V211H116V209ZM13 208L17 212L21 211V209H22V211H24L25 213L22 214V215L20 213L17 214V212H15ZM17 208L20 209V210H18ZM56 208H59V209L62 208L61 209L62 213H64L63 212V208H65L64 209V211H66L65 213L69 212V209H71L70 211L72 213L73 212L74 213L75 212L78 213V216L77 215L76 216L79 217L80 219L83 218L81 220L82 223L80 222L81 223L80 224L79 223L80 219L78 220V218L74 215V213L71 214V212L69 213L71 215V217H70V215L68 213L64 214L65 217H66V220H65V218H62V222H61V218L58 215V214H60V211L58 212L59 209H56ZM72 208H73V211H72ZM113 208L115 209L114 212H115L116 216L119 215L120 213H122L123 211H125V213L129 211L130 212L129 213L130 216H129L128 213H126V215L124 213L123 216L119 215L118 217H115L117 219L116 222H115V221H113L114 216H115V215L113 216V210H112ZM219 208H220V210H219ZM222 208H224V209H222ZM259 208H261V209H259ZM7 209H9V210H7ZM27 209H28V211H26ZM38 209H39V211H37ZM43 209L45 211H43ZM54 209H55V211H54ZM91 209H92V213H91ZM193 209L196 210V211L194 212ZM204 209H206V210H204ZM225 209H227L228 211H225ZM238 209H241V210H238ZM244 209H245V211H244ZM2 210H7L6 211L7 213L2 214L3 213ZM258 210H259V212H258ZM29 211H30V213L28 214ZM52 211H54V212H52ZM88 211H89V214H88L89 216L86 215V213ZM106 211H107V214H105ZM165 211H166V213H165ZM207 211H209V212H207ZM211 211H212L213 214L211 213ZM224 211L227 214L224 213V215H223ZM229 211H233V212H229ZM234 211H235V214L237 216L234 215ZM237 211H239V214L236 213ZM41 212H42V214H41ZM203 212L206 213V214H204ZM53 213H56V214L58 213L57 214L58 216L56 217V215L53 214ZM62 213H61V215H62ZM83 213H85L86 217L88 216L87 219L85 218V215ZM91 214H92V216H91ZM98 214L99 215L101 214V219H102V216L104 214H105V219L107 217V221L103 220L104 218L102 219V223H104L105 225L102 224V223H99L100 221H98L99 220ZM133 214H134V217L132 216ZM193 214H194V216H193ZM215 214H218L216 216L219 217V220L221 219L220 221L215 218ZM254 214L255 215L257 214V215L255 216ZM11 215H14V217L16 215V217L15 218L13 216L11 217ZM230 215H232V216L228 217ZM239 215H240V217H239ZM258 215H261V216L257 217ZM23 216H24V219H23ZM36 216L38 218H40L41 220L40 219L38 220V218L35 219ZM72 216H75L76 219L73 220L74 217H72ZM186 216H188V217L186 218ZM198 216H200V217H198ZM234 216H235V219H234ZM249 216H250V218H249ZM10 217H11V219H10ZM44 217H46L47 219L49 218L48 221L50 220L53 223L48 222L46 220V218H44ZM54 217L58 218V219L55 218V220L59 221V224L61 225V229L62 228L64 229V230L62 229L63 232L59 231L60 225L57 224L58 221H55L54 219H50V218H54ZM121 217H124V218L127 217V219L128 218L130 219L131 217H133L132 218L133 221L132 220L129 221V219L126 220V218H125V222H124V219L121 220ZM192 217H193V219H192ZM224 217H226V218L224 219ZM7 218H9V220H10L9 226H7L8 224H5V223H7ZM12 218H13L14 222L16 221L15 223L12 221ZM18 218H20V219L22 218L21 221ZM27 218H28L27 221L29 222V224H28V222H26V223L24 222V220L27 219ZM29 218H31V219H29ZM69 218H71L72 220L71 219L69 220ZM148 218H150L149 221H151V218H152V220L153 219L154 220L151 223L150 222L148 223V221H145ZM182 218H183V220H182ZM227 218H229V219H227ZM245 218L248 219L247 220L248 222L246 221ZM5 219H6V221L4 222ZM63 219L66 222L63 221ZM84 219H86V220H84ZM119 219H120V222L124 223V225H123V223H119ZM205 219H206V221H205ZM237 219H238V222H237L238 224L235 222ZM240 219L243 220V222L241 221L242 224L239 222ZM259 219H261V220H259ZM75 220H77V221H75ZM194 220H195V222H194ZM208 220H209L210 223H208ZM11 221H12L13 224H11ZM18 221L21 223V227H23V228L19 227L20 224L18 225V223H19ZM40 221L41 222L44 221L42 223V224L45 225L44 226L45 230L42 229V230L46 231V232H44V234H42L43 231L42 232L40 231L41 230V226H43L42 224L41 225L39 224V223H41ZM69 221L71 222L72 225L75 224V223L76 224L79 223L80 225L77 224L79 229L76 228L77 226L76 227H70L69 226L70 227L69 228L68 227V225L70 224ZM180 221H181V223L179 224ZM191 221H192L193 224L191 223ZM218 221H219V223L221 222L220 225H219ZM117 222H118V224H117ZM183 222L185 224H183ZM188 222H189V224L193 225L192 227H189L188 230H190L193 227L194 228L195 227H200V228L203 227L202 228L203 230L200 229L202 232L199 233L200 231H199L198 228H195V229L193 228L192 229L195 233L196 232L198 233L197 235L194 232L192 234L191 233L192 230L187 231V228L189 226ZM48 223H49V226L47 225V227H46V224H48ZM194 223H195V226H194ZM253 223H257L256 224L257 227ZM53 224L55 226L52 227L51 225H53ZM129 224H130V227H132L134 230L129 227ZM182 224H183V226H182ZM201 224H203V225H201ZM229 224H230V226H229ZM234 224L237 225V226H235ZM62 225H64V226L62 227ZM82 225L83 226L85 225L86 227H89V229L88 228L86 229L85 227H82ZM113 225H114V227H113ZM116 225H117V228H115ZM122 225L124 226V228L122 227L123 230H122V228H120ZM232 225L234 226V228L232 227L233 229L232 228H230V229L227 228V227H231ZM247 225L249 227H247ZM222 226H223V228H222ZM225 226H227V227L225 228ZM16 227L18 228V230H20L19 232H17V228ZM24 227H26L25 229H27L29 231L25 230ZM170 227H171V230L168 229ZM172 227H174V228H172ZM250 227H251V230L249 229ZM67 228L69 230L71 229L70 231H72V228H76L78 231L76 229H74V231L76 230L77 232L73 233V232H70L69 230L67 231L66 230ZM84 228L86 229V231H85ZM91 228H92V230H91L92 232L89 231ZM96 228H97V230H96ZM107 228H109V229H107ZM166 228L168 229V231L166 230ZM177 228L181 231V234H180L179 230H176ZM259 228H261V229H259ZM4 229H5V231H4ZM7 229H10L11 231L10 230L7 231ZM56 229H57V232H56ZM130 229H132V231H130ZM47 230L49 232H51V233L47 234V233H49V232H47ZM120 230H121V232H120V235H119L117 232H119ZM169 230H170V233H169ZM230 230L231 231L234 230V231L231 232ZM34 231L38 232V236L36 234L37 232H34ZM80 231H85V233L81 232L80 233L81 234L80 237H78L79 235H75V234L79 233ZM95 231H97V232L95 233ZM20 232H21V235L18 234ZM93 232L95 233V235H94ZM184 232H186L187 234H185ZM27 233H29L30 235L27 234ZM32 233L33 234L35 233V237H36L35 239L34 238L31 239L30 236H32ZM39 233H41V234H39ZM53 233L54 234H58V235L60 233L59 237H57L60 244H62L61 241H63V237L65 236V233H66V235L70 234L69 236L64 237L65 239H70L71 238L72 240L73 239L75 240V238H77L76 239L77 241L73 240L74 242H76V244L75 243L74 244L70 243V242H72L71 239H70L71 241L69 240V242L66 240V243L68 242L67 243L68 245L71 244V246H72L71 248H72L73 251L75 250L74 251L75 253H76V251L80 250L78 247L81 248L80 251L83 252V253L78 251V253L77 254L74 253L75 254L74 255L72 253V250L68 248V245L66 243H63L64 246L60 245V244H56V242L58 243V241H57V238L55 239V236H58V235H51ZM165 233H166V235H165ZM227 233L228 234L230 233V235L232 233H235L237 235L233 234V236H229V235H226ZM241 233H243V234H241ZM23 235L24 236L26 235L25 237L28 238V239H25L27 241V245L25 244L26 241L23 239V237H24ZM72 235H74L73 238H72ZM170 235H172L173 237L170 236ZM179 235L181 237H179ZM260 235H262V236H260ZM43 236L45 237V239L47 237L48 240H49V238H52V236H53L54 239H50L49 240V242H51V241H53V242L49 243L47 239H46V243L43 242L44 238L43 239L41 238ZM60 236H62V238ZM120 236H122L123 238H126V239H123ZM184 236L188 237V238L192 237V236H194V237H192V239L189 238V241L191 240V242H190V244H188L187 242H185L186 240L184 239L185 238ZM37 237H39V239ZM92 237H93V239L90 240V238H92ZM159 237H160V242H158ZM162 237H163V240H161ZM200 237H202L201 240H199ZM257 237H259V240H258ZM60 238H61V241H60ZM78 238H83V240H86V243H83V241H82L84 246L80 242L82 239H79V241H78ZM196 238L197 239L199 238V239L197 240ZM222 238H223V240L221 241ZM250 238H251V240H250ZM5 239L8 240V241L6 242ZM29 239H31V240H29ZM40 239H42V240H40ZM65 239H64V242H65ZM120 239H121V242L119 241ZM174 239L175 240L177 239L176 240L177 242ZM178 239L179 240L181 239L182 242H180L181 240L179 241ZM217 239L219 241H221V242L220 243L217 242L218 241ZM246 239L248 240V242H247ZM34 240H36V241L34 242ZM54 240L56 242H54ZM214 240H216V241H214ZM131 241L132 242L134 241L135 244H133ZM126 242H128V246L134 248V249L130 248V250L133 249L132 250L133 252H131V251L127 252L126 251V250H129V248H127L128 246H126L127 249L125 248V244L127 245ZM153 242L156 244V247L153 250V254L158 252V254H160V255L156 254L158 256L154 255V256H156V258L152 259V257H154V256L152 254H149V253L152 252V248L155 246V244ZM161 242L165 243L164 246L166 245V247H167V248H165V251L163 249L164 246H162L163 243H161ZM223 242H224L225 245L222 246ZM42 243L45 244V245H43ZM79 243H80L81 246L78 245ZM87 243H88V245H87ZM121 243L124 244V246L120 245ZM130 243H132L133 245L130 244ZM136 243H137V245H136ZM183 243H184V245H183ZM218 243L220 245H218ZM257 243H258V245H257ZM28 244L29 245H33L34 244V246H32V248L33 247L34 248H33V252H32L33 255H32L31 258L26 257V256L29 255V253H31V250H32L30 248L31 246H28ZM35 244L36 245L38 244L39 246L37 247ZM158 244H159V247H157ZM53 245H56V246H55L54 253L52 254L54 256L52 257V255H50V252H53V249H54ZM77 245H78V247H77ZM135 245H136V247L139 250H141L143 248L142 251H138L137 252L138 254L134 253L137 250V249L135 250V248H136ZM174 245H175V247H174ZM40 246H41V248H39ZM42 246H46V247L42 248ZM50 246L53 247V248L51 249ZM61 246L64 247V248H62V250L60 249ZM82 246H83V248H82ZM150 246H152V247H150ZM161 246H162L163 251L159 250L161 248ZM177 246H178V248H177ZM182 246H183V248H182ZM243 246H244V248H242ZM248 246H250V247H248ZM26 247H27V250L25 251ZM47 247H49V248H47ZM57 247H58V249H57ZM113 248H114V251H113ZM146 248L149 249V253L146 250ZM188 248H189V250H188ZM118 249H119L118 255L122 252L121 253L122 255L120 254L121 257H119L118 255L115 256V254L113 255V253H116L118 251ZM123 249H124V251H126V253H129V254L127 255L126 253H124ZM58 250H61V251L58 253L57 252ZM120 250H122V251H120ZM156 250H157V252H156ZM199 250L202 253L199 252ZM111 251H112V253H110ZM161 251H162V253H160ZM227 251L230 254L227 253ZM234 251H237V252H235L236 255L234 254ZM26 252H28V253L25 254ZM55 252L58 253L59 256L62 257V259L60 257L59 258H55V257H58V254L56 256ZM141 252H143V253L141 254ZM163 252H165V253L167 252V254L164 255L165 253H163ZM39 253H41V251ZM63 253L65 254V257L68 256V255L71 256V257L68 256V257L65 258L62 255ZM123 253H124V255H123ZM199 253H201L202 256ZM247 253H248V255H246ZM82 254L84 256H82ZM49 255L51 257H49ZM191 255H193V256L191 257ZM196 255H197L198 258H195ZM258 255H259V257H258ZM30 256H31V254H30ZM76 256L77 257L79 256V257L77 258ZM87 256L89 258H91L88 261H86L87 258H88ZM101 256H102V258H101ZM117 256H118L119 259L117 258ZM16 257H17V259H16ZM44 257H46V258L42 260V258H44ZM107 257L110 260L109 259L106 260ZM70 258H72V260ZM148 258H150L152 260L150 263L148 261H147V263L145 262V260H148ZM60 259L63 262L60 261ZM66 259H68V260L66 261ZM150 259H149V261H150ZM39 260H37V261H39ZM54 260H56L57 263ZM79 260H80V262H79ZM82 260H83V262H82ZM167 260L169 261V263H168ZM121 261L123 263L121 262L120 264H124V263L126 264L125 259L124 260L122 259ZM254 261H256V262L254 263ZM52 262H55V263H52ZM30 264H35V263L34 262H32V263L30 262Z\"/></svg>",
	"mask_w": 264,
	"mask_h": 264
},
{
	"label": "bare ground",
	"instance_id": "2",
	"mask_svg": "<svg viewBox=\"0 0 264 264\" xmlns=\"http://www.w3.org/2000/svg\"><path fill=\"white\" fill-rule=\"evenodd\" d=\"M24 1H25V0H24ZM29 1H30V0H29ZM40 1H41L40 3L43 4L42 0H40ZM51 1H53V0H51ZM71 1H72V0H71ZM75 1H76V0H75ZM80 1H81V0H80ZM97 1H98V0H97ZM99 1H100V0H99ZM110 1H111V0H110ZM192 1H193V0H192ZM192 1H191V2H192ZM228 1H229V0H228ZM232 1L234 2V0H232ZM247 1H248V0H247ZM249 1H250V0H249ZM37 2L39 3L38 0H37ZM44 2H45V1H44ZM73 2H74V1H73ZM101 2H102V1H101ZM101 2H100V3H101ZM154 2H155V1H154ZM161 2H162V1H161ZM178 2H179V1H178ZM195 2H196V1H195ZM212 2H213V1H212ZM253 2H254V1H253ZM24 3H26V2H24ZM53 3H54V2H53ZM96 3H97V2H96ZM105 3H106V1H105ZM118 3H119V2H118ZM148 3H150V2H148ZM213 3H214V2H213ZM227 3H228V2H227ZM227 3H226V4H227ZM246 3H247V2H246ZM35 4H36V3H35ZM46 4H47V3H46ZM55 4H58V3H55ZM121 4H122V3H121ZM193 4H194V3H193ZM193 4H191V5H192L196 10H199V9H201L202 7L205 8L206 0H198L194 5H193ZM207 4H208V3H207ZM228 4H229V3H228ZM238 4H239V3H238ZM257 4H258V3H257ZM27 5H29V4H27ZM40 5H41V4H40ZM44 5H45V4H44ZM88 5H89V4H88ZM104 5H105V4H104ZM160 5H161V3L159 4L158 2H156V3H154L153 5H148V6H146L145 10H148V12H149V11L151 10L150 8H152L153 6H160ZM210 5H211V4H210ZM230 5H231V4H230ZM234 5H235V4H234ZM241 5H243V3H241ZM241 5H240V6H241ZM244 5H245V4H244ZM33 6H34V5H33ZM55 6H56V5H55ZM59 6H60V5L58 4V7H59ZM63 6L65 7V5H62V7H63ZM71 6H72V4H71ZM99 6H100V4H99ZM122 6H123V5H122ZM213 6H214V5H213ZM218 6H219V5H218ZM247 6H248V5H247ZM41 7H42V6H41ZM45 7H46V6H45ZM49 7H50V6H49ZM49 7H48V9H47V7H46V9H47V10H50ZM52 7H54V5H53ZM62 7H61V8H62ZM64 7H63V8H64ZM66 7H67V6H66ZM66 7H65V9H66ZM72 7H73V6H72ZM95 7H98V6H96V5L94 4V9H95ZM220 7H221V6H220ZM232 7H233V5H232ZM234 7H235V6H234ZM241 7H244V6H241ZM257 7H258V6H257ZM262 7H264V6H262ZM3 8H4V7H3ZM43 8H44V7H43ZM55 8H57V7H55ZM235 8H236V7H235ZM238 8H239V7H238ZM238 8H237V10H238ZM249 8H250V7H249ZM260 8H261V6H260ZM53 9H54V8H53ZM110 9L113 10V7L110 8ZM209 9H210V8H209ZM224 9L226 10V8H224ZM239 9H240V8H239ZM244 9H245V7H244ZM247 9H248V7H247ZM256 9H257V8H256ZM262 9H264V8H262ZM262 9H260V11H261V13H259L260 15L264 13V10H262ZM43 10H44V9H43ZM58 10H59V9H58ZM123 10H124V9H123ZM155 10H156V9H155ZM231 10H232V9H231ZM78 11H79V10H78ZM124 11H125V10H124ZM208 11H209V10H208ZM238 11H239V10H238ZM254 11H255V9H254ZM26 12H27V11H26ZM28 12H30V11H28ZM32 12H33V11H32ZM48 12H49V11H48ZM52 12H53V11H52ZM66 12H67V11H66ZM92 12H93V11H92ZM102 12H103V11H102ZM125 12H126V11H125ZM243 12H244V11H243ZM256 12H257V11H256ZM262 12H263V13H262ZM20 13H22V12H20ZM20 13H18L19 16H20ZM24 13H25V12H24ZM33 13L35 14V12H33ZM44 13L46 14L45 10H44V12H42V15H43V16H44ZM55 13H57V12H55ZM70 13H71V12H70ZM70 13H69V14H70ZM80 13H81V12H80ZM149 13H150V12H149ZM149 13H147V14H149ZM223 13H224V12H223ZM225 13H226V12H225ZM239 13H240V12H239ZM239 13H238V14H239ZM254 13H255V12H254ZM254 13H253V14H254ZM30 14H31V13H30ZM30 14H29V15H30ZM37 14H38V12H37ZM40 14H41V12H40ZM50 14H51V13H50ZM72 14H73V13H72ZM151 14H152V13H150V15H151ZM240 14H241V13H240ZM8 15H9V13H8ZM13 15H14V13H13ZM15 15H16V13H15ZM22 15H23V14H21V16H22ZM78 15H79V13H78ZM102 15H104V13H103ZM126 15H129V14H126ZM150 15H149V16H150ZM152 15H153V14H152ZM214 15H215V14H214ZM226 15H227V14H226ZM19 16H18V17H19ZM36 16H38V15H36ZM43 16L41 17V15H40V18H42V21H43V18H44ZM47 16H49V15H47ZM72 16H73V15H72ZM91 16H93V15H91ZM203 16H204V15H203ZM217 16H218V14H217ZM233 16H234V15H232V14L230 13L227 17L223 18V20L227 21L226 19H227L228 17H229L228 20H232V19H233ZM240 16H241V15H240ZM248 16H249V15H248ZM256 16H257V15H256ZM263 16H264V15H263ZM10 17H11V16H10ZM24 17H26L25 14H24ZM27 17H29V16L27 15ZM34 17H35V16H34ZM51 17H53V16H51ZM80 17H81V16H80ZM207 17H208V16H207ZM218 17H219V16H218ZM221 17H223V16H221ZM254 17H255V16H254ZM257 17H258V16H257ZM2 18H4V17H2ZM11 18H12V19H10V20H14V19H15V17H11ZM38 18H39V17H38ZM40 18H39V22L41 23ZM90 18H92V17H90ZM121 18H122V17H121ZM125 18H126V17H125ZM204 18H205V16H204ZM234 18H235V17H234ZM8 19H9V17H8ZM25 19H26L25 22H27V21H28V18H25ZM80 19H82V18H80ZM85 19H86V18H85ZM87 19H88V18H87ZM146 19H147V18H145L144 20H146ZM257 19H258V18H257ZM262 19H263V18H262ZM21 20H22V18H21L20 20H18V21H19V22H18V25H19V24L21 25V24L24 23L23 21H22V23H21ZM92 20H93V19H92ZM121 20H122V19H121ZM144 20H143V21H144ZM0 21H1V20H0ZM31 21H32V20H31ZM31 21H29L28 23H30ZM34 21H36V17H35V20H34ZM44 21H45V20H44ZM44 21H43V22H44ZM48 21H50V19H48L46 22H44V25H45ZM101 21H103V20H101ZM143 21L140 23L141 26H143V24H144ZM213 21H214V20H213ZM225 21H224V22H225ZM37 22H38V21H37ZM39 22H38V23H39ZM88 22L91 23V21H87V23H88ZM98 22H99V21H98ZM2 23H3V22H2ZM32 23H33V21H32ZM32 23H31V25H32ZM59 23H60V20H59ZM70 23H73V20L70 21ZM90 23H89V24H90ZM93 23H94V22H93ZM201 23H202V22H201ZM203 23H206V22L204 21ZM49 24H51V22H50ZM79 24H80V23H79ZM81 24H82V23H81ZM83 24H84V21H83ZM89 24H88V25H89ZM193 24H194V23H193ZM214 24H215V23H214ZM220 24H221V22H220ZM228 24H229V23H228ZM232 24H233V23H232ZM239 24H240V23H238V25H239ZM245 24H246V23H245ZM254 24H255V23H254ZM254 24H252V25H254ZM6 25H7V20H6ZM20 25H19V28L21 27ZM46 25H48V24H46ZM70 25H71V24H69V25L67 24L68 27H69ZM106 25H107V24H106ZM111 25H112V24H111ZM111 25H110V26H111ZM183 25H184V24H183ZM204 25H205V24H204ZM209 25H210V24H209ZM223 25H225V27H226V23L223 24ZM235 25H236V26H235V28H236L238 25H237V23H236ZM2 26H3V25H2ZM4 26H5V25H4ZM7 26H8V25H7ZM11 26H12V25H11ZM23 26H24V25H23ZM27 26H29V25H27ZM33 26H34V24H33ZM36 26H37V25H36ZM56 26H57V25H56ZM72 26H73L72 28H71V26L69 27V28H71V30L74 28L75 24H73ZM81 26H83V25H81ZM81 26H80V27H81ZM84 26H85V25H84ZM91 26H92V25L88 26V29L91 30V29H92V28H90ZM95 26H96V25H95ZM95 26H94V27H95ZM108 26H109V25H108ZM194 26H195V25H194ZM243 26H244V30H242V31H244L243 33H245V29L247 30V28L245 27L246 25H243ZM24 27H25V26H24ZM41 27H45V26H43V24H42ZM47 27H50L49 30L51 29V26L48 25ZM122 27H123V26H122ZM122 27H121V28H122ZM184 27H185V26H184ZM197 27H198V26H197ZM239 27L242 28V26H239ZM247 27H248V26H247ZM5 28H6V27H5ZM19 28H18V29H19ZM22 28H23V27H22ZM22 28H20V29L23 30ZM60 28H61V27H60ZM105 28H108V27L105 26ZM182 28H183V26H182ZM208 28H209V27H208ZM208 28H207V29H208ZM237 28H238V27H237ZM241 28H239V29L241 30ZM255 28H256V27H255ZM18 29H17V30H18ZM20 29H19V31H20V32H23V31H21ZM27 29H28V28H27ZM30 29H32V28L29 27V29H28V33L30 32L29 34L33 33V32H32L33 30L30 31ZM34 29H35V28H34ZM37 29H38V28H37ZM80 29H81V28H80ZM183 29H184V28H183ZM183 29H182V30H183ZM3 30H4V29H3ZM25 30H26V29H24V32H26ZM73 30H74V29H73ZM84 30H85V29H84ZM96 30H97V29H96ZM104 30H105V29H104ZM113 30H114V28H113ZM118 30H119V28H118ZM133 30H134V29H133ZM154 30H155V29H154ZM215 30H216V29H215ZM240 30H239V31H240ZM19 31H17L16 33H19ZM67 31H69V30H67ZM234 31H235V29H234ZM236 31H237V29H236ZM242 31H240V32H242ZM248 31H249V33H248ZM1 32H2V31H1ZM38 32H40V30H38ZM41 32H42V30H41ZM72 32H73V31H72ZM80 32H81V31H80ZM100 32H101V31H100ZM104 32H105V31H104ZM104 32H103V33H104ZM111 32H112V31H111ZM114 32H115V31H114ZM119 32H120V31H119ZM119 32H117V33H119ZM194 32H195V31H194ZM218 32H219V30H218ZM28 33L24 34V35H25V38H26L27 36L30 38V36H29ZM36 33H37V32H36ZM42 33H43V32H42ZM81 33H82V32H81ZM122 33H124V32H122ZM250 33H251V30H247V34L250 35ZM262 33H263V35H264V29H262ZM38 34H39V33H38ZM38 34H37V35H38ZM73 34H74V33H73ZM77 34H78V33H77ZM84 34H85V32H84ZM107 34H108V33H107ZM115 34H116V32H115ZM119 34H120V33H119ZM211 34H212V33H211ZM218 34H219V33H218ZM240 34H241V33H240ZM0 35H1V34H0ZM20 35H21V34H20ZM75 35H76V34H75ZM102 35H104V34H102ZM102 35H101V33H100V36H102ZM105 35H106V34H105ZM128 35H129V34H128ZM133 35H134V34H133ZM164 35H165V34H164ZM183 35H185V34H183ZM242 35H244V34H242ZM22 36H23V33H22V35L20 36V38H21ZM32 36H34V35L32 34ZM42 36H43V35H42ZM77 36H78V35H77ZM79 36H80V35H79ZM84 36H85V35H84ZM84 36H83V38H85ZM124 36H125V35H124ZM221 36H223V35H221ZM236 36H237V35H236ZM250 36H251V35H250ZM256 36H257V35H256ZM49 37H50V36H49ZM52 37H53V36H52ZM55 37H56V36H55ZM72 37H73V35H72ZM88 37H89V36H88ZM88 37H87V38H88ZM103 37H104V36H103ZM103 37H100V38H103ZM121 37H122V36H121ZM232 37H233V36H232ZM242 37H243V36H242ZM246 37H247V36H246ZM18 38H19V37H18ZM20 38H19V39H20ZM29 38H28V39H29ZM31 38H32V37H31ZM38 38L40 39L41 37H38ZM38 38H37V39H38ZM44 38H45V36H44ZM79 38L83 39L82 37H79ZM79 38H77V39H79ZM183 38H185L188 42H192V40L194 39V34H187V35H185ZM224 38H225V37H224ZM251 38H253V37L251 36ZM259 38H260V37H259ZM32 39L34 40V38H32ZM35 39H36V38H35ZM55 39H56V38H55ZM121 39H123V38H121ZM127 39H128V38L126 37L124 40L126 41ZM158 39H159V37H158ZM237 39H238V38H237ZM241 39H242V38H241ZM248 39H249V38H248ZM20 40H21V39H20ZM23 40H24V39H23ZM30 40H31V39H30ZM33 40H31V41L33 42ZM79 40H80V39H79ZM85 40H87V39H85ZM134 40H135V39H134ZM195 40H196V39H195ZM199 40H200V38H199ZM199 40H198V41H199ZM201 40H202V39H201ZM228 40L230 41V39H228ZM16 41H17V38H16ZM28 41H29V40H28ZM28 41H26L27 44L29 43ZM31 41H30V42H31ZM39 41H40V40H39ZM46 41H47V40H46ZM80 41H81V40H80ZM83 41H84V40H83ZM83 41H81V42H83ZM100 41H101V40H100ZM103 41H104V38H103ZM121 41H122V40H121ZM231 41H232V39H231ZM18 42H19V41H18ZM21 42H22V41H21ZM35 42H36V41H35ZM49 42H50V43H53L52 40L49 41ZM54 42H55V41H54ZM72 42H73V41H72ZM76 42H77V40H76ZM81 42H80V44H81ZM84 42H85V41H84ZM90 42H91V40H90ZM98 42H99V41H98ZM232 42H233V41H232ZM19 43H20V42H19ZM37 43H39V42H37ZM114 43H115V42H114ZM198 43H199V42H198ZM33 44H34V43H33ZM95 44H96V42H95ZM102 44H103V43H102ZM146 44H147V43H146ZM178 44H179V42H178ZM186 44H187V43H186ZM186 44H185V45H186ZM190 44H191V43H190ZM257 44H258V43H256L255 46H257ZM260 44H261V43H260ZM15 45H16V44H15ZM24 45H25V44H24ZM40 45H41V46H40ZM40 45H39V47H42V45H44L43 41H42V44H40ZM48 45H49V44H48ZM78 45H79V44H78ZM78 45L76 46V44H75L76 47H78ZM96 45H97V44H96ZM105 45H106V44H105ZM147 45H148V44H147ZM168 45H170V44L168 43ZM228 45H229V46H228V49H227V50H230V51L232 50L233 52H239V40H237V42H236L235 44L229 43ZM13 46H14V45H13ZM28 46H29V48H31V49H32V47H33L31 43H29ZM28 46L26 45L25 47L29 50ZM30 46H31V47H30ZM34 46H35V48H36V44H34ZM37 46H38V45H37ZM46 46H47V45H46ZM69 46H70V44H69ZM83 46H85V45H83ZM86 46H87V45H86ZM114 46H115V45H114ZM141 46H142V45H141ZM149 46H150V45H149ZM170 46H171V45H170ZM241 46H242V45H241ZM255 46H254V49L257 50V48H255ZM11 47H12V46H11ZM50 47H53V45L51 44ZM73 47H74V46H73ZM185 47H186V46H185ZM196 47H197V45L195 46V48H196ZM242 47H243V46H242ZM252 47H253V46H252ZM6 48H7V47H6ZM26 48H25V49H26ZM48 48H49V47H48ZM53 48H55V47H53ZM79 48H80V46H79ZM81 48H82V47H81ZM91 48H93V47H90V49H91ZM101 48H102V47H101ZM129 48H130V47H129ZM143 48H144V47H143ZM159 48H160V47H159ZM183 48H184V47H183ZM258 48L261 49V47H259V46H258ZM31 49H30V51L33 53V50H31ZM39 49H40V48H39ZM41 49H42V48H41ZM73 49H74V48H73ZM4 50H5V49H4ZM54 50H55V49H54ZM75 50H76V49H75ZM87 50L89 51V54H90V51H91V50H89V49H87ZM188 50H189V49H188ZM243 50H245V49L243 48ZM251 50H252V48H249V49H248V53L250 52V54H249V58H250V59H251V57H252V56H250L251 53H252ZM0 51H1V50H0ZM5 51H7V50H5ZM38 51H39V50H38ZM58 51H59V50H58ZM88 51H87V53H88ZM92 51H93V50H92ZM92 51H91V52H92ZM155 51H156V50H155ZM182 51H183V50H182ZM16 52H17V51H16ZM39 52H40V51H39ZM53 52H54V51H52V53H53ZM55 52H56V51H55ZM74 52H75V51H74ZM78 52H79V51H78ZM130 52H131V51H130ZM178 52H179V51H178ZM258 52H260V50H259ZM258 52H257V53H258ZM1 53H2V55H3V52H1ZM1 53H0V55H1ZM25 53H26V54H25ZM28 53H29V55H28ZM36 53H37V52H36ZM59 53H61V50L59 51ZM84 53H85V51H84ZM118 53H119V52H118ZM131 53H132V52H131ZM248 53H247V54H248ZM253 53H254V52H253ZM260 53H261V52H260ZM6 54H7V53H5V55H6ZM8 54H11V53H8ZM14 54H15V53H14ZM23 54H24V55H21V56H20V54H19V56L22 58V59H20L21 62H22V60L25 59V58H26L27 61L29 62L28 58L31 60V58H30V57H31V56H30V55H31L30 52H26V51L24 50V51H23ZM56 54H57V53H56ZM63 54H64V53H63ZM70 54H71V53H70ZM74 54H75V53H74ZM74 54H73V55H74ZM92 54H94V52H93ZM92 54H91V55H92ZM115 54H116V53L112 52V55H115ZM133 54H134V53H133ZM234 54H236V53H234ZM11 55H12V54H11ZM27 55H28V56H27ZM34 55H35V52H34ZM37 55L39 56V54H37ZM57 55H58V54H57ZM57 55H55V56L57 57ZM59 55H60V54H59ZM79 55H80V54H79ZM91 55L88 56V57L90 58ZM175 55H176V54H175ZM236 55H237V54H236ZM239 55H241V54H239ZM17 56H18V55H17ZM23 56H25V58H24ZM26 56H27V57H26ZM32 56H33V55H32ZM60 56H61V55H60ZM60 56H59V58H60ZM62 56H63V55H62ZM62 56H61V57H62ZM64 56H65V55H64ZM64 56H63V57H64ZM66 56H68V55H66ZM94 56H95V55H94ZM100 56H101V55H100ZM131 56H134V55L131 54ZM232 56H233V55H232ZM4 57H5V56H4ZM70 57H71V56H70ZM70 57H69V58H70ZM77 57H79V56H77ZM77 57H75V58H77ZM81 57H82V56H80V58H81ZM83 57H84V56H83ZM86 57H87V56H86ZM122 57H123V56H122ZM180 57H181V56H180ZM227 57H228V54H227ZM227 57H224V58L227 60ZM247 57H248V55H247ZM6 58H8V57H6ZM32 58H33V57H32ZM65 58H66V57H65ZM65 58H64V59H65ZM72 58H73V56H72ZM91 58H93V56H92ZM94 58H95V57H94ZM97 58H99V57H97ZM106 58H107V57H106ZM108 58H110V57H108ZM133 58H135V57H133ZM221 58H222V57H221ZM221 58H218V59H221ZM26 59H25L24 61L27 63ZM95 59H96V58H95ZM122 59H124V58H122ZM126 59H127V58H126ZM136 59H137V58H136ZM136 59H134V60H136ZM142 59H143V58H142ZM8 60L11 61L9 58H8ZM14 60H16V59H14ZM65 60H66V59H65ZM115 60H116V59H115ZM120 60H121V57H120ZM120 60H119V62H122V61H120ZM127 60H131V59L129 58V59H127ZM147 60L149 61V59H147ZM150 60H151V59H150ZM166 60H167V59H165V61H166ZM171 60H173V59H171ZM221 60H222V59H221ZM226 60H223V61H226ZM231 60H232V59H231ZM238 60H239V58H238ZM251 60H252V59H251ZM254 60H255V58H254ZM16 61H17V60H16ZM24 61H23V62H24ZM33 61H34V60H33ZM72 61H74V59H73ZM72 61H71V62H72ZM78 61H79V60H78ZM88 61H89V59H88ZM92 61H93V59H92ZM154 61H155V60H154ZM178 61H179V60H178ZM217 61H218V60H217ZM234 61H235V60H234ZM234 61H233V62H234ZM239 61H240V60H239ZM239 61L237 62V64L239 63ZM263 61H264V60H263ZM6 62H8V61H6ZM21 62L19 61V65H20ZM55 62H56V61H55ZM58 62H59V61H58ZM58 62H57V63H58ZM69 62H70V61L68 60V63H69ZM116 62H117V61H116ZM136 62H137V61H136ZM173 62H174V60H173ZM181 62H182V61H181ZM184 62H185V60H184ZM221 62H222V61H220L219 63H221ZM57 63H56V65H57ZM64 63H66V62H64ZM85 63H86V62H85ZM178 63H179V62H178ZM225 63H226V62H225ZM225 63H223V64L225 65ZM231 63H232V62H231ZM235 63H236V62H235ZM241 63H244V62H241ZM247 63H248V62H247ZM256 63H257V62H256ZM262 63H263V62H262ZM5 64H6V63H5ZM13 64H14V63H13ZM17 64H18V63H17ZM27 64H28V63H27ZM75 64L77 65V62H76ZM82 64L84 65V63H82ZM86 64H87V63H86ZM229 64H230V63H229ZM9 65H10V64H9ZM53 65L56 66L55 63H54ZM70 65H71V64H70ZM80 65H81V63H80ZM97 65H98V67H100V68H98V69L101 70V69H103L104 67L109 66L110 64H109V65H106L105 58L102 56V57H100V59L97 61ZM118 65H119V64H118ZM180 65H181V64H180ZM182 65H183V64H182ZM206 65H207V64H206ZM224 65H222V67H228V66L230 67V66H231V65H228V62L226 63V65H228V66H224ZM238 65H240V64H238ZM247 65H248V64H247ZM247 65H245V66H246V68L244 67L245 69H248L249 66H250V65H249V66L247 67ZM251 65H252V64H251ZM262 65L264 66V64H262ZM262 65H260L261 67H259V68H257L256 65H254V66H256L257 71H258L259 73L262 72V69H264V67L262 68ZM23 66H24V65H23ZM54 66H53V68L56 69L57 67L55 68ZM72 66H75V65H72ZM84 66H85V65H84ZM88 66H89V64H88ZM93 66H94V65H93ZM93 66H92V68H94ZM130 66H131V64H130ZM188 66H190V65H188ZM203 66H204V65H203ZM9 67H10V66H9ZM67 67H68V65H67ZM67 67H66V68H67ZM95 67H96V66H95ZM110 67H111V66H110ZM110 67H109V68H110ZM131 67H132V66H131ZM167 67H168V66H167ZM185 67H187V66H185ZM242 67H243V66H242ZM242 67H241V68H242ZM11 68H12V67H11ZM15 68H16V67H15ZM25 68H26V67H25ZM30 68H31V66H30ZM59 68H60V67H59ZM61 68H62V67H61ZM66 68H65V69H66ZM78 68H79V66H78ZM106 68H107V67H106ZM119 68H120V70L122 71V70L126 69V65H121V64H120V67H119ZM169 68L172 69V72H174V71L176 70V69H174V67H170V66H169ZM207 68H208V69H211V68H209V66H208ZM239 68H240V67H239ZM5 69H6V68H5ZM54 69H53V70H54ZM79 69H80V68H79ZM132 69H133V67H132ZM183 69H184V67H183ZM183 69H182V70H183ZM229 69H231V67H230ZM250 69H251V68H249V72H250ZM22 70H23V69H22ZM57 70H59V69H57ZM57 70H55V72L59 73ZM91 70H92V69H91ZM99 70H98L97 72H98L99 74L102 75V74H103L102 71L100 72ZM106 70H107V69H106ZM133 70H135V69H133ZM35 71H36V70H35ZM78 71H79V70H78ZM109 71H110V70H109ZM113 71H118V70H116V69H111V72H110V73H112V74L116 77V81H115V82H116V85H118V84H119V83H118L119 81H118V78H117V74H115ZM167 71H168V69H167ZM176 71H177V70H176ZM205 71L207 72L208 70H205ZM215 71H216V70H215ZM229 71H231V70H229ZM257 71H256V72H257ZM263 71H264V70H263ZM9 72H10V71H9ZM15 72H16V71H15ZM18 72H19V71H17L16 73H18ZM28 72H30V71H28ZM28 72H27V73H28ZM55 72L53 73V74H55V75L52 76V78H51L52 80H53L54 77H56V75H57ZM128 72H129V71H128ZM135 72H136V71H134V73H135ZM164 72H165V71H164ZM168 72H169V71H168ZM168 72H167V73H168ZM177 72H178V71H177ZM206 72H204V73H206ZM208 72H209V71H208ZM211 72H212V70H211ZM237 72H239V73H237ZM237 72H236V74L239 75L241 71L239 70V71H237ZM16 73H15V78H16L17 76H19V75L21 76V74L18 75V74H16ZM19 73H20V72H19ZM27 73H26V74H27ZM39 73H40V71H39ZM98 73H97V74L95 73V74L98 75ZM131 73H132V71H131ZM131 73H130V74H131ZM174 73H175V72H174ZM195 73H196V72H195ZM221 73H222V72H221ZM245 73H246V72H245ZM245 73H243V75H244ZM22 74H23V73H22ZM29 74L31 75L32 73H29ZM78 74H79V73H78ZM108 74H109V73H108ZM127 74H128V73H127ZM130 74H129V75H130ZM183 74H184V73H183ZM236 74H235V75H236ZM241 74H242V73H241ZM241 74H240V75H241ZM16 75H17V76H16ZM66 75H67V74H65V76H66ZM75 75H76V74H75ZM207 75H210V74H207ZM207 75H206V76H207ZM221 75H222V74H221ZM229 75H230V74H229ZM237 75H236V76H237ZM240 75H239V76H240ZM246 75H247V74H245L244 76H246ZM22 76H23V75H22ZM182 76H183V75H182ZM206 76H205V77H206ZM241 76H242V75H241ZM251 76H253V74H252ZM0 77H1V75H0ZM13 77H14V76H13ZM33 77H34V76H33ZM35 77H36V76H35ZM41 77H42V76H41ZM50 77H51V75H50ZM80 77H81V76H80ZM218 77H220V75H219ZM22 78H23V77H22ZM65 78H67V77H65ZM74 78H75V77H74ZM98 78H99V77H98ZM102 78H103V77H102ZM178 78H179V77H178ZM178 78L175 77L174 79H170V80H169V79H166V78H162V80H161L162 83H163V84L165 85V87H166L167 94H165V95H167L168 99H172V98H174L175 96H177V95L175 94L174 90L177 89L178 86H179V84H180ZM216 78H217V77H216ZM216 78H215V79H216ZM237 78H238V77H237ZM237 78H236V79H237ZM239 78H240V77H239ZM17 79H21V77H17ZM36 79H37V78H36ZM36 79H35V80H36ZM208 79H209V78H208ZM231 79H232V78H231ZM242 79H248V77H247V78H242ZM249 79H250V78H249ZM253 79H254V78H253ZM253 79H251V80H253ZM261 79H262V78H261ZM9 80L11 81V80H12V77H11ZM13 80H14V79H13ZM22 80H23V79H22ZM22 80H21L20 82H19V80H18V82H19V86L22 85V84L20 85V83L23 82ZM33 80H34V78H33ZM52 80H48V81L45 83L44 86H45L47 89H52V86H53V82H52ZM54 80H55V79H54ZM54 80H53V81H54ZM80 80H81V79H80ZM39 81H40V80H39ZM153 81H154V80H153ZM184 81H185V80H184ZM209 81H210V80H209ZM217 81H219V80H217ZM238 81H239V79L237 80V84H238V86H240V87H244L246 84H248V83H247L248 80H240L239 82H238ZM254 81H256V80H254ZM18 82L16 81L17 84H18ZM76 82H77V81H76ZM80 82H82V81H80ZM98 82H100V87L102 86V84H104V81H102L101 79H99ZM185 82H186V81H185ZM34 83H35V82H34ZM34 83H33V85H34ZM78 83H79V82H78ZM93 83H94V82H93ZM93 83H92V89H91V91H90V88H89V92H88L87 96L85 95L86 97H82V99H85V98H86V100H83V101H85V102H83L84 104L80 103V104L84 105V106H82L81 108H80V107L78 108V109H80V110H77V107H78V106H76V105L74 104V101L71 102V100H70V101H69L70 103L67 102V103H69V104L66 103L67 105H65V101H66V98H67V97H64V99H63L62 97H60V98H62V99H60V98L57 99V100L60 99L59 102L55 101V102H56L55 105H56L57 103H60V104L62 103V104H63V102H64L63 105H64V106H67V107L65 108V107L63 106V108H64L63 110H64V112H65V111H66V112L70 111V113H72L71 116L73 117V120H74V115H75V113L72 112V111H76V113H77L78 111H81V110H82V113H84V111H85L84 107H86V111H85V112H87V113L84 114V115H85V117H84V119H83V122H84V121H85V118H86V115L88 116V112L92 111V110L89 111V109H90L91 107H93L91 104H90V108H87V107L89 106V103H91L92 100H93V102H94V100L98 101V100L100 99L99 104H101V106H100L101 108L99 107V110H98V112L96 111V114H95V111H94V112L92 111L95 115L91 112V114H93L91 118H93V116H94V120H95V122L93 121V119H92V120H89V122L91 121L92 124L88 122V118L91 116V115H89V117H87V119H86L87 122H85L84 125L82 124L83 126L81 127V124H80V123H82V122H81L82 120L80 119V121H78V123L76 124V122H77L78 119H75L76 122H75L74 124H76V125L79 124L80 126H78V128H76V129H74V131H73L72 133H73V135H74V138H75L76 141H77V142H76L77 145L80 144L82 148H84V146H85L86 144L89 145V144H92V143H93V142H89V140H90V141H91L92 139L94 140V138H92V139L89 138V139H88L87 137H88V136L91 137V136H92V135H91L92 133H95V135L93 134V137H94V136H95V137L97 136L96 131L98 132V130H99L98 127L100 126L99 124H101V121L99 120V117H102V116H103L101 112H102V110H104V109H107V110H108V108H110V107H108L109 102H108V100L105 98V96L107 97L108 95H106V93L103 91V90H105V89H102V90H101V92H104V93H105V94H103V95H104V96H103V95H101L102 93L99 92V90H98V89H100V88H99V87H97V88L95 87V88H96V89L94 88L95 91L97 92V90H98V92H99L100 94L97 93L98 95H96L95 98L92 97V98H89V100H88V97H89L88 95H90L89 93L93 92V87H94ZM204 83H205V82H204ZM207 83H208V82H207ZM219 83H220V82H219ZM219 83H218V84H219ZM2 84H3V83H2ZM5 84H6V83H5ZM24 84H26V83H24ZM35 84H36V83H35ZM61 84H62V83H61ZM84 84H85V83H84ZM147 84H148V83H147ZM222 84H223V83H222ZM259 84H260V81H259ZM40 85H41V84H39V86H40ZM55 85H57V84H55ZM212 85H213V84H212ZM212 85H210V87H211ZM3 86L5 87L4 84H3ZM24 86H25V85H24ZM77 86H78V85H77ZM112 86H113V83H112ZM213 86H214V88L218 87L217 85H216V86L213 85ZM238 86H237V88H238ZM4 87H3V90H4ZM13 87H14V88H13V92H12V90H11V92H12L13 95H14V90H15V95H16V92L19 90V89H18L19 87H18V88L16 87V88L18 89L17 91H16V88H15V85H14ZM26 87H27V85H26ZM57 87H58V86H57ZM193 87H194V86H193ZM199 87H200V86H199ZM234 87H236V86H234ZM245 87H246V86H245ZM253 87H254V86H253ZM20 88H21V87H20ZM46 88H45V89H46ZM101 88H102V87H101ZM119 88H120V87H119ZM161 88H162V87H161ZM221 88H222V87H221ZM221 88H220V89H221ZM247 88H248V87H247ZM256 88H257V87H256ZM0 89H2V87H1ZM5 89H6V87H5ZM163 89H165V88H163ZM180 89L182 90V88H180ZM196 89H197V88H196ZM233 89H235V88H233ZM257 89H258V88H257ZM3 90L0 91L1 93L5 92V94L3 93L4 96H2L3 99H0V100L2 101V103L5 101L4 98H9V96L11 95V92H10V95H9L8 97H5V95H6L8 92H7V89H6L5 91H3ZM9 90H10V89H9ZM20 90H21V89H20ZM106 90H107V89H106ZM109 90H110V89H109ZM113 90H114V88H113ZM113 90H111V91H113ZM117 90H118V89H117ZM199 90H201V88H200ZM235 90H237V89H235ZM235 90H234V91H235ZM261 90H262V89H261ZM24 91H26L25 88H24ZM31 91H32V90H31ZM46 91H47V90H45V92H46ZM111 91H110V92H111ZM164 91H165V90H164ZM217 91H219L218 88H217ZM225 91H226V90H225ZM227 91H228V89H227ZM229 91H230V89H229ZM19 92H20V91H19ZM35 92H36V91H35ZM72 92H73V91H72ZM96 92H95V93H96ZM114 92H115V91H114ZM198 92H200V91H198ZM95 93L93 92V93H91V94H92V95H93V94L95 95ZM112 93H113V92H112ZM180 93H181V92H180ZM195 93H196V95H197V92H195ZM236 93H238V92L235 91V94H236ZM251 93H252V91H251ZM261 93H262V92H260V95H261ZM17 94H18V93H17ZM21 94H25V93H23V92L21 91ZM27 94H28V92H26L25 95L27 96ZM258 94H259V93H258ZM13 95H11L13 98L10 96L12 99H14L15 97L19 96L20 93H19V95H16L15 97H14ZM56 95H57V94H56ZM56 95H55V96H56ZM92 95H90V97H91ZM94 95H93V96H94ZM181 95H182V94H181ZM201 95H204V97H205L206 99H208V98L211 96V91H202V92H201ZM224 95H226V94H224ZM238 95H239V94H238ZM245 95H246V94H245ZM251 95H252V94H251ZM263 95H264V94H263ZM6 96H7V95H6ZM21 96H22V95H20V96L18 97V98H21V100L18 99V98H16V100H19V104L21 103V101H23V102L25 103V105H26V104H31V103L33 102V101H31L30 103H28L29 100H33V99H30L29 96H27L28 98H27V97H21ZM23 96H24V95H23ZM58 96H59V95H58ZM72 96H73V95H72ZM98 96H99V97H98ZM194 96H195V94H194ZM253 96H254V95H253ZM253 96H252V97H253ZM257 96H258V95H257ZM97 97H98V99H97ZM115 97H116V95H115ZM123 97H124V96H123ZM228 97H229V96H228ZM255 97H256V96H255ZM255 97H254V99H255ZM0 98H1V97H0ZM23 98H25V99H23ZM26 98H27V99H26ZM55 98H56V97H55ZM187 98H189V97H187ZM246 98H247V97H246ZM22 99H23V100H22ZM50 99H51V98H50ZM50 99H48V100H50ZM68 99H69V98H68ZM68 99H67V100H68ZM181 99H183V98H181ZM181 99H180V100H181ZM184 99H185V98H184ZM200 99H201V98H200ZM230 99L232 100V95H231ZM61 100H63V101H61ZM72 100H73V99H72ZM201 100H202V99H201ZM201 100H200V101H201ZM1 101H0V103H1ZM7 101H8V100H6L5 102H7ZM25 101H27V102H25ZM51 101H54V100H53V99L50 100V105H51V103H52ZM185 101H189V100H185ZM212 101H213V100H212ZM212 101H210V102L212 103ZM261 101H263V100H261ZM23 102H22L21 105H23ZM86 102H87V103H86ZM93 102H92V103H93ZM173 102H174V101H173ZM175 102H176V101H175ZM175 102H174V103H175ZM192 102H193V101H192ZM248 102H249V101H248ZM251 102H252V101H251ZM256 102H257V101H256ZM71 103H72V105L74 104L75 106H74V105L72 106ZM177 103H180V101H179V102L177 101ZM182 103H183V102H182ZM184 103H185V102H184ZM184 103H183V104H184ZM189 103H190V102H189ZM189 103H187V104H189ZM193 103H194V102H193ZM211 103H207V104H210V105H211ZM228 103H229V102L226 101V104H227V105H228ZM261 103H262V102H261ZM34 104H35V103H34ZM34 104H33V106H32L33 108H34ZM40 104H41V103H40ZM40 104H39V106H41ZM42 104H43V107H42V106L40 107V110H42V111L40 112V110H39V111H38V110H37V111L34 110V112H35V113L38 112L39 114L41 113V117H42V119H43V115H42V113L48 116L49 113H50V111L54 110V108H53L54 105H51L52 108H53V109H52V108H50V105H48L49 102H48V104H47V102H46L45 104H44V102H43ZM46 104H47V105H46ZM53 104H54V102H53ZM60 104H57V105L55 106V110H57V109H58L57 107L59 106V107H60L61 115H60L59 110H57V112H59V113H57L56 111H53V113L55 112V114H51L50 117L53 115V116L57 117L58 119H59V118H62V120H63L64 113H63V110L61 111V109H62L61 106H62V105H60ZM87 104H88V105H87ZM96 104H97V103H96ZM99 104H98V105H99ZM154 104H155V103H154ZM187 104H186V105H187ZM195 104H196V103H195ZM207 104H206V105H207ZM223 104H224V103H223ZM243 104H244V103H243ZM252 104H254V103H252ZM44 105H46V108L49 107V109H50V110H49V109L47 108V110H49V113H48V114L46 113V112H48L46 109H45V112H43V111H44V108H45ZM68 105H69V106H68ZM98 105H97V106H98ZM156 105H157V104H156ZM198 105H199V103H198ZM198 105H197V106H198ZM224 105H225V104H224ZM254 105H255V104H254ZM12 106H13V105H12ZM14 106H15V105H14ZM27 106L29 107V110H30V108H31V110H32V107H30V105H27ZM79 106H80V105H79ZM174 106H175V104H174ZM215 106H216V105H215ZM235 106H237V105L235 104ZM242 106H243V105H242ZM242 106H241V107H242ZM245 106H246V108L248 107L247 105H245ZM16 107H17V106H16ZM22 107H23V106H22ZM36 107H37V106H36ZM107 107H108V108H107ZM158 107H160V106H158ZM17 108H19V106H18ZM41 108H43V109H41ZM69 108H70V109H69ZM71 108H72V109H71ZM75 108H76V109H75ZM167 108H168V107H167ZM205 108H207V107H205ZM219 108H220V107H219ZM228 108H229V107H228ZM228 108H227V109H228ZM238 108H240V107L238 106ZM246 108L244 109V107H243V109H244L245 111H246ZM248 108H249V107H248ZM261 108H262V107H261ZM5 109H7V108H6V107H3V109H2V107H1V110H3V111L0 110L1 113L4 114L5 111H7V110H5ZM11 109H12V107H11ZM24 109L26 110L27 107L24 106ZM67 109H68V111H67ZM74 109H75V110H74ZM221 109H222V105H221ZM221 109H220V110H221ZM240 109H241V108H240ZM256 109H258V108H256ZM256 109H255V110H256ZM262 109H264V108H262ZM4 110H5V111H4ZM9 110H10V109H8V115H11V112H10ZM13 110H14V109H13ZM13 110H12V111H13ZM20 110H21V109H20ZM22 110H23V109H22ZM29 110H26L25 112L27 113ZM134 110H135V109H134ZM190 110H191V109H190ZM190 110L187 109V110H185V111H188V112H189ZM255 110H253V111H255ZM137 111H138V110H137ZM251 111H252V110H249V112H248V109H247L246 112H248V114H249ZM16 112H17V111H16ZM20 112H23L22 116L25 115V114H24V110H23V111H20ZM31 112H32V111H31ZM31 112H28V113H30L31 116L27 115V117H28V118L26 117L27 119H29V117L31 118L32 116L34 117L33 113H31ZM66 112H65V113H66ZM199 112H200V111H198V113H199ZM232 112H233V111H232ZM262 112H263V111H262ZM6 113H7V112H6ZM9 113H10V114H9ZM18 113H19V112H18ZM51 113H52V112H51ZM56 113H57V114H56ZM70 113L68 112V114H70ZM80 113H81V112H79L77 115L80 116V115H81ZM138 113H139V112H138ZM253 113L255 114L256 112H253ZM253 113H252V118H253L252 120H254V119L256 118V116H255ZM259 113H260V112H259ZM3 114H2V115H3ZM13 114H14V112L12 113V115H13ZM20 114H21V113H20ZM20 114H17V115H19V116H17L16 113H15L13 119H12V118L10 119V116H8L7 121L5 120V118H4V120H5L6 122H9V123H10V121L12 120V121H11V123H12L17 117H18V119H19ZM140 114H141V113H140ZM199 114H200V113H199ZM263 114H264V113H263ZM2 115H0V117L3 119L4 116L2 117ZM6 115H7V114H6ZM12 115H11V116H12ZM37 115H38V114H37ZM57 115H58V116H57ZM62 115H63V116H62ZM77 115H75V116H77ZM147 115H148V113H147ZM200 115H202V114H200ZM250 115H251V114H250ZM260 115H261V114H260ZM260 115H259V117H260ZM15 116H16V118H15ZM47 116H45V121H46V118L49 117V116H48V117H47ZM53 116L51 117V119L54 120L55 118H54ZM69 116H70V115H69ZM71 116H70V117H71ZM78 116H77V118H79ZM81 116H82V115H81ZM197 116H198V114H197ZM218 116H219V115H218ZM218 116H217V117H218ZM243 116H244V115H243ZM5 117H6V116H5ZM23 117H24V116H23ZM23 117H22V119H21V117H20L19 120H21V121H22V120H25V118L23 119ZM41 117H39V118H40V120L42 121ZM50 117H49V118H50ZM66 117H67V116H66ZM103 117H104V116H103ZM202 117H203V115H202ZM1 118H0V119H1ZM6 118H7V117H6ZM64 118H65V117H64ZM82 118H83V117H82ZM2 119H1V121L3 122L4 120H2ZM18 119H17V120H18ZM27 119H26V122L28 123ZM65 119H66V118H65ZM170 119H171V117H170ZM218 119H220V118H218ZM55 120H56V119H55ZM62 120H61V121H62ZM129 120H131V119H129ZM263 120H264V119H263ZM1 121H0V124H1V126H3L4 124H3ZM29 121H30V120H29ZM47 121L49 122L50 120H47ZM51 121H52V120H51ZM51 121H50V122H51ZM57 121H59V120H57ZM63 121H64V120H63ZM156 121H158V120H157V116H156L153 112L149 113L148 117L146 118V123H147V124H150V123H154V122H156ZM256 121H257V120H256ZM42 122H43V121H42ZM42 122H41V123H42ZM48 122H47V123H48ZM54 122H56V121H52L53 124H54ZM73 122H74V121H73ZM73 122H72V119H71V122L69 123V125H67V126H70V125H71V129H70L71 131L73 130V129H72V123H73ZM79 122H80V123H79ZM93 122H94V123H93ZM130 122H131V121H130ZM170 122H171V121H170ZM176 122H177V121H176ZM234 122H235V121H234ZM262 122H264V121H262ZM30 123H31V122H30ZM32 123H33V122H32ZM58 123H59V122H57V123H55V124L58 125ZM86 123H87V125H92V127H91V128H90L89 126H88L89 128H88V127H85V126H86ZM98 123H99V124H98ZM128 123H129V121H127V124H128ZM187 123H188V122H187ZM227 123H228V122H227ZM2 124H3V125H2ZM5 124H8V123H5ZM14 124H15V123H13V127H11V128L9 129V132H10V131L12 132L13 130L16 131V129H17L18 127H19L18 132H19V131L21 132V130H20V126H18V125H14ZM53 124H52V125H53ZM64 124H65V123L63 122V125H64ZM93 124H94V125H93ZM123 124H125V123H123ZM252 124H253V123H252ZM11 125H12V124H11ZM26 125H28V124H26ZM26 125H25V127H26ZM31 125L34 126V124H30V125H28V126H31ZM48 125H51V124H48ZM48 125H46L47 128H48V131H47V129L44 130L45 128L43 129V130L46 132V134H48L50 131H52V130L55 128L54 125H53L54 127L51 125V126L53 127V128L51 127V129H52V130H51V129H49L50 126L48 127ZM61 125H62V124H61ZM98 125H99V126H98ZM175 125H177V124H175ZM195 125H196V124H195ZM227 125H228V124H227ZM7 126H9V125H7ZM14 126L17 127V128L11 130L12 128H15ZM28 126H27V127H28ZM65 126H66V124H65ZM125 126H126V125H124V127H125ZM129 126H130V125H129ZM228 126L233 127L232 125H228ZM60 127H61V126H60ZM60 127H59V128H60ZM75 127H76V126H74V128H75ZM83 127H85V128H83ZM119 127H121V130H122V123H121V126H119ZM133 127H134V125H132V130H133ZM196 127H197V126H196ZM219 127L222 128V127H224V126L221 125V126H219ZM6 128H7V127H6ZM135 128H136V126H135ZM135 128H134V129H135ZM140 128L142 129V128H144V127L141 126ZM163 128H164V127H163ZM165 128L167 129V127H165ZM165 128L163 129V130H164V133H165ZM7 129H8V128H7ZM7 129L4 128V131L7 132V131H8ZM62 129L67 130V127H66V128L63 127ZM62 129H61V130H62ZM83 129H85V130L87 129L86 132H88V135H87L86 137L83 136V135H84L83 132H85V131H83ZM118 129H119V128H118ZM124 129H126V127H125ZM128 129H130V127H129ZM160 129H161V128H160ZM170 129H171V132H172V127H171ZM173 129H174V128H173ZM218 129H219V128H218ZM218 129H217V130H218ZM230 129H231V128H230ZM1 130H2V129H0V131H1ZM54 130H56V129H54ZM57 130H58V129H57ZM57 130H56V131H57ZM163 130H162V132H163ZM178 130H179V129H178ZM226 130H227V129H226ZM228 130H229V129H228ZM4 131H3V132H4ZM44 131H43V132H44ZM68 131H69V130H67V131H65V132H63V133H66V134H68V136H69V133H70L71 131H69V133H68ZM133 131H134V130H133ZM174 131H175V130H174ZM184 131H186V130H184ZM231 131H232V129H231ZM247 131H252V130L249 129V130H247ZM1 132H2V131H1ZM9 132L7 133L8 135H9ZM13 132H14V131H13ZM18 132H17V133H18ZM45 132H44V135H45ZM90 132H91V133H90ZM102 132H103V130H102ZM105 132H107V131H105ZM105 132H104L103 134H105ZM120 132H121V131H120ZM125 132H126L128 135L130 134L129 136L132 135L131 130H130V133L127 132V130H126ZM125 132H124V133H125ZM156 132H157V131H156ZM168 132H170V131H168ZM203 132H205V131H203ZM233 132H234V131H233ZM254 132H255V131H254ZM17 133H13V134H15V135H14V136L11 135V136H12V137H17ZM53 133H54V132H52V134H53ZM57 133H59V131H58ZM89 133H90V134H89ZM126 133H125V134H126ZM133 133H134V132H133ZM176 133H177V132H176ZM196 133H197V132H196ZM210 133H211V132H210ZM212 133H213V132H212ZM238 133H239V132H238ZM243 133H244V132H243ZM243 133H242V134H239V136L241 135V136L243 137ZM245 133H246V132H245ZM18 134H19V133H18ZM55 134H56V133H55ZM55 134H54V135H55ZM66 134H65L64 139H63V135H62V137H60V136H61V131H60V134H57V135H59L58 138L60 137L59 140L65 141V139H66V143H67V142H70V140H69V139H70V136L68 137V136H66ZM103 134H102V135H103ZM106 134H107V133H106ZM134 134H135V136H136V133H134ZM187 134H188V133H187ZM20 135L23 136V133H20ZM57 135H56V136H57ZM100 135H101V134H100ZM113 135H114V134H113ZM123 135H124V134H123ZM128 135L126 136V137H128L127 141L129 140V141L132 142V140H131V139H132V136L129 137ZM147 135H149V134H146V136H147ZM201 135H202V134H201ZM48 136H49V135H48ZM82 136H83V138L85 137L84 139L87 138L88 141H86V140H84V139L81 140L80 138H81ZM109 136H110V135H109ZM109 136H108V137H109ZM114 136H115V135H114ZM135 136H134V137H135ZM217 136H218V135H217ZM228 136H229V134H228ZM237 136H238V135H237ZM241 136H240V137H241ZM248 136H249V135H248ZM253 136H255V134H254ZM256 136H257V135H256ZM260 136H261V137L264 136V131H262V132L260 133ZM23 137H24V136H23ZM29 137H30V136H29ZM29 137H28V139H29ZM33 137H35V136L33 135ZM50 137H52V139H53L54 136H53V135H50ZM65 137L68 138V141H67V138H65ZM97 137H98V136H97ZM97 137H96V139H97ZM108 137H107V138H108ZM115 137H116V136H115ZM117 137H119V134H118ZM122 137H123V136L121 135V138H122ZM134 137H133V138H134ZM147 137H148V136H147ZM18 138H20V137L18 136ZM18 138H17V139H18ZM24 138H25V137H24ZM24 138H23V140H25V139L27 140V138H25V139H24ZM31 138H32V137H31ZM58 138H57V139H58ZM71 138H72L71 140H73V137H71ZM100 138H101V137H100ZM102 138H103V137H102ZM105 138H106V135H105ZM129 138H130V139H129ZM217 138H218V137H217ZM220 138H221V137H220ZM247 138H248V137H247ZM247 138H246V139H247ZM50 139H51V138H50ZM50 139H49L48 142H49V143H53V140L51 141ZM54 139L57 140L56 138H54ZM79 139L81 140V142H83V140H84V144H83V143L81 144L80 142H78ZM110 139H111V137H110ZM227 139H228V138H227ZM238 139H241V138H238ZM243 139H244V137H243ZM20 140H22V137H21ZM59 140H58V141H59ZM112 140H113V137H112ZM114 140H116V138H115ZM117 140H119V139H117ZM142 140H143V138H142ZM142 140H141V141H142ZM236 140H237V139H236ZM31 141H34L33 138H32ZM50 141H51V142H50ZM58 141H57V143H58ZM94 141H96V140H94ZM103 141H104V140H103ZM107 141H110V140H107ZM125 141H126V140H125ZM127 141H126V142H127ZM129 141H128L127 145L129 144ZM135 141H137V140L134 138V142H135ZM241 141H242V139H241ZM54 142H56V141H54ZM86 142H87V143H86ZM131 142H130V143H131ZM134 142H133V143H134ZM145 142H146V141H145ZM145 142H144V143H145ZM256 142H257V140H256L255 138H252V142H251V143H253L254 145H252V146H247L246 149H247V150L250 149L251 151L254 150V149H255V146H256ZM262 142H263V141H262ZM1 143H2V142H0V144H1ZM8 143H9V142H8ZM33 143H35V141H34ZM66 143L63 142V144H65V145H66ZM85 143H86V144H85ZM95 143H96V142H95ZM95 143H94V145H95ZM102 143H103V142H102ZM108 143H109V142H107V144H108ZM115 143H116V142H115ZM121 143H122V141H121ZM124 143H125V142H124ZM144 143H143V145H144ZM3 144H4V143H3ZM5 144H6V141H5ZM61 144H62V142H61ZM61 144L58 143L57 145H59V146L61 147ZM72 144H74V143H72ZM105 144H106V143H105ZM107 144H106V145H107ZM112 144H113V143H112ZM135 144H137V143H135ZM155 144H156V143H155ZM189 144H190V142H189ZM226 144H227V143H226ZM1 145H2V144H1ZM57 145L55 146V149L53 150L54 145L52 144V150H53V151H51V153H53V152H55V151L57 150V149H56ZM69 145H70V144H69ZM92 145H93V144H92ZM99 145H100V143H99ZM108 145H109V144H108ZM110 145H111V141H110ZM113 145H114V144H113ZM130 145H131V144H130ZM138 145H139V143L137 144V147H138ZM152 145H153V144H152ZM193 145H194V144H193ZM222 145L225 146L224 143H223ZM74 146H75V144H74ZM74 146H73V147H74ZM78 146H79V145H78ZM89 146H90V145H89ZM89 146H85V150L82 149V150H81V154L79 155V156H84V157H86V158H83L84 160L87 159V158L89 157L90 154H93V151H94V150H93V149H92L93 151L90 150V149H89ZM101 146H102V145H101ZM134 146H135V145H134ZM158 146H159V145H158ZM65 147H66V146H64V149H65ZM87 147H88V149H87ZM91 147H92V146H91ZM104 147H105V150H106V146H104ZM104 147H102V148L104 149ZM114 147H115V145H114ZM117 147H118V145H116L115 148L111 147V149H115V150H116ZM120 147H121V145H120ZM128 147H129V146H128ZM130 147H131V146H130ZM143 147H146V145L143 146ZM242 147H243V145H242ZM6 148L8 149L7 145H6ZM19 148H20V147L16 148V150L14 151V153H15L16 151H18ZM26 148H27V147H26ZM26 148H24V150H26ZM33 148H34V147H32V148H28V149L26 150L27 152L25 151L24 153H28L29 150H31V149H33ZM92 148H93V147H92ZM97 148H99V146H98ZM97 148H96V146H95V149H97ZM122 148H123V147H122ZM132 148H133V146H132ZM151 148H152V146H151ZM197 148L199 149V147H197ZM203 148H204V146H203ZM229 148H230V147H229ZM17 149H18V150H17ZM34 149H35V148H34ZM34 149H33V150H34ZM38 149L40 150L41 147H40V148L38 147ZM38 149L36 148L35 151L38 150ZM61 149H62V147H61ZM67 149H68V148H67ZM77 149H78V150H77L76 153L79 152V149H80V148L77 147ZM123 149H124V148H123ZM160 149H161V148H160ZM200 149H201V148H200ZM226 149L229 150L228 148H226ZM246 149H245V150H246ZM256 149H257V147H256ZM261 149H263V148H261ZM9 150H10L9 152L11 153L12 146H11V148H9ZM33 150H32V151H33ZM59 150H60V149H59ZM68 150H69V149H68ZM75 150H76V149H75ZM105 150H103V151H105ZM107 150H109V149H107ZM117 150H119V148H118ZM117 150H116V152H117ZM120 150H121V149H120ZM124 150L127 151V148L124 149ZM124 150H123V151H124ZM129 150H131V148L128 149V151H129ZM133 150H135V149L133 148ZM138 150H141V151H142L143 148L141 149V147L139 146V147H138ZM235 150H236V149H235ZM235 150L232 151V152L235 153V154L243 151L242 149L239 150V151H235ZM259 150H260V149H259ZM20 151H22V149H21ZM42 151H44L43 148H42ZM42 151H41V152H42ZM70 151H71V150H70ZM96 151H97V150H96ZM100 151H101V150H100ZM109 151H110V150H109ZM141 151H138V152H141ZM204 151H205V150H204ZM214 151H215V150H214ZM1 152H2V150L0 149V163L3 162V161H1V159L4 160L3 158H5V157H6V159L9 158L7 155H6V156H5V155H1ZM22 152H23V151H22ZM30 152H31V151H30ZM44 152H47V151L45 150ZM60 152H61V151H60ZM60 152H59V153H60ZM62 152H63V154H64L65 151L63 150ZM110 152H111V151H110ZM116 152H115V154H116ZM120 152H121V151H120ZM120 152H119V153H120ZM135 152H136V151H135ZM191 152H192V151H191ZM218 152H219V151H218ZM222 152H223V151H222ZM14 153L12 152L11 154L13 155ZM18 153H19V152H18ZM18 153L14 154L13 156L11 155V156H12L11 159L18 157V156L20 155V154H18ZM36 153L38 154V151H36ZM36 153H35V155H36ZM66 153H67V151H66ZM72 153H73V152H71V154H72ZM76 153H75V154H76ZM94 153H95V152H94ZM107 153H108V152H107ZM144 153H145V152H144ZM144 153H143V154H144ZM229 153H230V152H229ZM254 153H255V152H254ZM17 154H18V155H17ZM33 154H34V152H33V153H30V154L28 153L27 155H32L33 158L30 157V156H29V158H31L32 160H33V159L36 160V157H35V155H33ZM71 154H70V152H69L68 154H66V156H68V155L70 156ZM75 154H74V155H75ZM115 154H114V155H115ZM132 154H133V153H132ZM135 154H137V152H136ZM140 154H141V153H140ZM221 154H222V153H221ZM27 155L25 154V156H27ZM39 155H40V154H39ZM39 155H38V156H39ZM45 155H50V154L47 153V154H45ZM95 155H96V156H99L100 154H95ZM95 155H93V156H95ZM102 155H104V154H102ZM120 155H121V154H120ZM120 155H119V156H120ZM126 155H127V152H125V155H124V156L126 157ZM226 155H227V154H226ZM4 156H5V157H4ZM14 156H16V157H14ZM23 156H24V155H23ZM38 156H37V157H38ZM62 156H63V155H62ZM75 156H76V155H75ZM79 156L77 155V157H79ZM90 156H91V155H90ZM93 156H91V159H92ZM107 156H109V155H107ZM122 156H123V155H122ZM129 156H130V155H129ZM129 156H128V157H129ZM132 156H133V155H132ZM137 156H138V155H137ZM137 156H134V157H137ZM144 156H145V155H144ZM149 156H150V155H149ZM227 156H228V155H227ZM252 156H253V155H252ZM34 157H35V158H34ZM41 157H44V158H45L46 156H41ZM52 157H53V156H52ZM57 157H59V156H57ZM71 157H72V159H73L72 162H74L75 160H74L73 156H71ZM77 157H75V158H77ZM104 157H106V156L104 155ZM110 157H112V156L110 155ZM140 157H141V155H140ZM142 157H143V155H142ZM142 157H141V159H142ZM221 157H222V156H221ZM231 157H232V156H231ZM94 158H96V160H97L98 157H93V159H94ZM108 158H109V157H108ZM112 158H114V157H112ZM130 158H131V157H130ZM132 158H133V157H132ZM146 158H148V157H146ZM236 158L238 159L239 157H232V161H233V162H236V160H237ZM261 158H262V157H261ZM49 159H50V157H49ZM54 159H55V158H54ZM54 159H53V160H54ZM68 159H70V158H68ZM79 159H80V158H79ZM83 159H82V160H83ZM91 159H90V160H91ZM101 159H102V157H101ZM133 159H134L137 163L134 162V163H132V164H135V163H136L135 165H138V166H139V165L142 163V162L140 161L141 159H140L139 161H137V159H135V158H133ZM143 159H144V157H143ZM150 159H151V158H150ZM190 159H191V158H190ZM193 159H194V157H193ZM205 159H206V158H205ZM243 159H244V158H243ZM245 159H246V158H245ZM41 160H42V158H41ZM63 160H64V157H63ZM63 160H62V159L59 160V158H58V160L56 159V162H57V164H58L59 162H62ZM103 160H104V159H103ZM107 160H108V159H107ZM109 160H110V158H109ZM111 160H112V159H111ZM111 160H110V161H111ZM113 160H114V162L116 163L117 160L115 161V158H114ZM120 160H121V159H119V161H120ZM127 160H128V159H127ZM134 160H133V161H134ZM206 160H207V159H206ZM4 161H5V160H4ZM9 161H10V159H9L7 162H9ZM13 161H14V159L8 163L9 168H10V163L13 162ZM36 161H37V160H36ZM44 161H45V162L47 161V162H49V164H50V166H49L48 163H45V164H46V167H45V166H44V167H45L46 169L43 167ZM50 161L52 162V160H50ZM50 161H49L48 159H47V160H45V159L42 160V163H41L42 166H41V167H43L44 170L47 171V172H43L44 174H45V173H49L47 167H49V168L51 169V163H50ZM65 161H67L66 158H65ZM77 161H78V160L76 159L75 162H77ZM105 161H106V160H105ZM121 161H122V160H121ZM146 161H147V160H145L144 162H146ZM149 161H150V160H149ZM149 161H148V162H149ZM151 161H152V160H151ZM207 161H208V160H207ZM7 162H5V163L7 164ZM27 162H29V161H27ZM38 162H40V159H39ZM56 162L53 163V164L55 165ZM68 162H71V161H70V160L67 161V163L65 164L67 167L70 166V168H71V166H74V163H73V165H70V164H68ZM85 162H86V161H85ZM94 162H96V161L94 160ZM94 162H93L94 165H92V162H91V166H92V169L95 170V168L99 167V163H100V162L97 161V162H98V166H97L96 163H94ZM112 162H113V161H112ZM117 162H118V161H117ZM124 162H125V161H124ZM124 162H123V163H124ZM127 162H128V161H127ZM129 162H131V161H129ZM138 162H139V163H138ZM144 162H143L141 165H143ZM152 162H153V161H152ZM260 162H261V167H264V156H263V158L260 160ZM30 163H32V162H30ZM30 163H29V164H30ZM83 163H84V162H83ZM87 163H88V161H87ZM108 163H109V162H108ZM118 163H120V162H118ZM123 163H120V164H123ZM193 163H194V162H193ZM224 163H225V162H224ZM230 163H232V162H230ZM256 163H257V162H256ZM27 164H28V163H26V164H22V165H24V167H26ZM61 164H64V163H61ZM77 164H78V163H75V165L78 167L79 164H78V165H77ZM80 164H82V163L80 162ZM89 164H90V163H89ZM100 164L102 165L103 163H100ZM105 164H107V163H105ZM105 164H103V165H105ZM120 164H119V166H121ZM132 164H130V165H132ZM148 164H149V163H148ZM150 164H151V163H150ZM152 164H153V163H152ZM152 164H151V166H152ZM158 164H159V163H158ZM220 164H221V163H220ZM236 164H237V163H236ZM250 164H251V163H250ZM258 164H259V163H258ZM1 165H3V166H0V168H1L0 173L3 171V169L6 170V168L8 167V166L5 167V165H4L3 163H1ZM19 165H20V164H19ZM36 165H37V164H36ZM36 165H34V162H33V166H35L36 171H34L33 168L30 170L31 172H30V171L28 172V171L26 170L28 173H25L24 175L29 174V173H32L31 175L33 176V175H34V174H33L34 172H36L37 175H38V174H41V173H42L41 169H39L38 167H36ZM38 165H40V164H38ZM103 165H102V166H103ZM108 165H109V164H108ZM124 165H126V164L124 163ZM154 165H155V164H154ZM208 165H210V164H208ZM66 166H65V167L62 166V167L65 169ZM80 166H83V164L80 165ZM80 166H79V168H81ZM93 166H94V167H93ZM105 166H106V165H105ZM126 166H127V165H126ZM128 166H129V164H128ZM138 166H137V169H141V168H139ZM177 166H178V165H177ZM239 166H240V165H239ZM3 167H4V168H3ZM11 167L15 170V173H16V174L13 175V176H15V177H14V178H13V176L10 177L11 174L14 173V172H12L13 169H11V172H10V175H9L10 178H9V177H5V176H3V175H6V174L9 172V171H4V173H5V172H7V173H6V174H2V175H0V177H1V178H0V179H1V180H0V185H1V186L4 185V186H2V188H3V187L6 188V186H7L8 184L12 185V186H13L12 188H14V184H15L14 180H15L16 178H17V179H20V180H17V179H16V181H18V183H17V182H16V183L19 184V185H17V186H18V187H17L16 184H15V188L17 187L18 190H20V191H21V190L24 191V190L26 189L25 187H26V185H28V183H29V186H30V185H32V184H30V183L35 182V184L33 183L32 188H33L34 185H35V186L37 185V183H38V182H37V179H38V178L35 180V179H34L35 177H34V178H33L34 180L32 181V179H31V182H30V181H28V179H30V178L27 179V177H28V176H31V175H27V176H25V177H24V180H23V179H22L23 177H21L23 173H22V174H17V172H16V171H17L16 168L18 167L17 169H19V166L16 167V162H14V164H12ZM15 167H16V168H15ZM21 167H22V166H21ZM24 167H23V168H24ZM28 167H29V166H28ZM30 167H31V166H30ZM30 167H29V168H30ZM53 167H54V168L56 167V168L54 169ZM85 167H86V168L88 169V171H89V167H90V165H87V166H86V164H85ZM103 167H104V166H103ZM107 167H108V166H106V169H107ZM110 167L112 168V164L109 166V168H110ZM121 167H123V166H121ZM129 167H130V166H129ZM134 167L136 168V166H134ZM236 167H237V166H236ZM236 167H235V168H236ZM259 167H260V166L258 165L257 167H254L253 170H254V171H257V170L259 169ZM29 168H28V169H29ZM70 168H66L64 171H67V173H69V172H68V169H70ZM83 168H84V166H83ZM125 168H126V167H125ZM131 168H132V167H131ZM135 168H134V170H135ZM211 168H212V167H211ZM25 169H26V168H25ZM50 169H49V170H50ZM52 169H53L54 171H52ZM52 169L50 170V172H51V171L53 172L51 175L54 174V179L49 180V181L47 180V181L50 183L51 188L54 189V187H57V189H54V190H58L59 186L62 187L61 185H62V182H63V181H67V184H68L69 181L72 182V180H67V177H66V180H62V179L59 180V179H58V178H61L65 173H64V171H63L64 174L61 176V171H60V169L57 167V165H56V166H53V165H52ZM56 169H58L59 171H58V170L55 171ZM71 169H74V168H71ZM71 169H70V170H71ZM75 169L77 170V168H75ZM84 169H85V168H84ZM87 169H86V170H87ZM123 169H124V167H123ZM123 169H122V168L120 169V170H122L121 172H124ZM240 169H241V168H240ZM244 169H245V168H244ZM260 169H262V168H260ZM9 170H10V169H9ZM22 170H23V169H22ZM22 170L20 169V172H19V173H21ZM37 170H38V172H39V170H40V173H38ZM78 170H79V171H80V170L83 171V169H78ZM90 170H91V169H90ZM97 170H98V169H97ZM97 170H96V171H97ZM104 170H105V167H104ZM104 170H103V172H104ZM110 170H111V169H110ZM114 170H117V172H120L119 169H116V168H115ZM132 170H133V168H132ZM180 170H181V169H180ZM219 170H220V169H219ZM223 170H224V169H223ZM223 170H222V171H223ZM241 170H242V169H241ZM26 171H25V172H26ZM33 171H34V172H33ZM73 171H74V170H73ZM98 171H99V170H98ZM100 171H101V170H100ZM100 171H99V172H100ZM172 171H173V170H172ZM215 171H216V170H215ZM261 171H262V170H261ZM22 172H23V171H22ZM54 172H56V173H54ZM59 172H60V174H59ZM75 172H77V171H75ZM75 172H74V173H75ZM107 172H110L109 169H107ZM114 172H115V171H114ZM128 172H129V171L127 170V174L130 175V172H129V173H128ZM131 172H132V171H131ZM134 172H135V171H134ZM139 172H141V171L139 170ZM189 172H190V170H189ZM211 172H212V171H211ZM250 172H251V171H250ZM258 172H259V171H258ZM2 173H3V172H2ZM67 173H66V175H67ZM72 173H73V172H72ZM96 173H98V172H96ZM104 173H106V172H104ZM203 173H204V172H203ZM208 173H209V172H208ZM208 173H207V174H208ZM259 173H260V172H259ZM75 174H77V173H75ZM79 174H80V173H79ZM82 174H84V173H82ZM90 174H91V172H90ZM92 174L95 175V173L93 172V170H92ZM92 174H91L88 178H90V177H94V175L92 176ZM101 174H102V173H100V175H101ZM127 174H126V176H127ZM133 174H134V173H133ZM133 174H132V176H134ZM136 174H138L137 170H136L135 175H136ZM139 174H140V173H139ZM160 174H161V173H160ZM193 174L195 175V173H193ZM211 174H213V173H211ZM220 174H221V173H220ZM226 174H227V173H226ZM249 174H250V173H249ZM260 174L262 175V172H261ZM263 174H264V173H263ZM16 175H19V176H16ZM24 175H23V176H24ZM41 175H42V174H41ZM46 175H50V174H46ZM58 175H59V177H58ZM66 175H65V176H66ZM87 175H88V174H87ZM98 175H99V173L97 174V176L95 175V176H96L95 179L98 178V180H99V176H98ZM107 175H108V173H107ZM110 175H111V172H110ZM116 175H117V173H115L114 176H116ZM121 175H122V174H121ZM141 175H142V174H141ZM208 175H210V174H208ZM213 175H214V174H213ZM233 175H234V174H233ZM251 175H253V174H251ZM256 175H257V174H256ZM32 176H31V178H32ZM60 176H61V177H60ZM67 176H72V174H68ZM104 176H105V174H104ZM112 176H113V175H112ZM119 176H120V175L116 176L115 178L118 177L120 180H121V179H122V180L124 179V180L126 181L127 178H125V177L120 178L121 176H120V177H119ZM137 176H138V175H137ZM139 176H140V175H139ZM139 176H138V178L136 177V178H137L136 182H137V181H140V183H143L145 180H144V181L141 180V178H140ZM142 176H143V175H142ZM165 176H166V175H165ZM216 176H217V175L212 176V180L215 179L214 177H216ZM242 176H243V175H242ZM258 176H259V175H258ZM2 177H5L6 180H2V179H3ZM19 177H20V178H19ZM44 177H45V176H44ZM44 177H43V179H45ZM63 177H64V176H63ZM77 177H78V175H77ZM83 177H84V176H83ZM100 177H101V176H100ZM102 177H103V176H102ZM106 177H107V176H105V178H106ZM148 177H149V176H148ZM225 177H226V176H225ZM7 178L10 179V180H8ZM12 178H13L14 180H13ZM25 178H26V179H25ZM47 178H48V177H47ZM49 178H50V176H49ZM51 178H52V177H51ZM74 178H75V177H74ZM86 178H87V176L84 178V180H83V179H82V180H81V179L78 180V181L82 182L81 187H79V188H81L82 192H84L83 189H84L85 191H86V189H88V184L90 183V181H91V183H92V182L95 180V179H94L93 181H92V180H85ZM105 178H104L103 180H105ZM118 178H117V180H115V184H112V183H111L110 186H111V185H114V186L117 185L116 182H119V181H120ZM128 178L130 179V178H132V177L130 176V177H128ZM183 178H184V177H183ZM193 178H194V177H193ZM204 178H205V177H204ZM247 178H249V177H247ZM247 178H246V179H247ZM257 178H258V177H256V179H257ZM262 178H264V177H262ZM90 179H91V178H90ZM145 179H146V180H150V179H147L146 177H145ZM176 179H177V178H176ZM176 179H175V180H176ZM217 179H219V178H216V180H217ZM221 179H222V178H221ZM253 179H254V177H253ZM253 179H252V180H253ZM11 180H13L12 184H11ZM25 180H26V185H25V187H24L23 184H25ZM98 180H97V181H98ZM103 180L101 179L100 181H103ZM113 180H114V179H113ZM124 180H123V181H124ZM130 180H131V181H130ZM130 180H129V181L132 182V183H134L133 180L135 181V179H130ZM185 180H186V179H185ZM252 180H251V181H252ZM74 181H75V180H74ZM74 181H73V183H74ZM76 181H77V180H76ZM111 181H112V179H111ZM123 181H120V184L118 183V185L116 186L117 193L115 192L114 195H116V194H120V193H122V192L125 193V191H127V190H126V189H127V185L124 184V185H122V187L120 186L121 183H122ZM141 181H142V182H141ZM214 181H215V180H214ZM214 181H213V183H214ZM218 181H219V180H217V182H218ZM239 181H240V180H239ZM248 181H250V180L248 179ZM43 182H45V180L42 181V183H43ZM71 182H69V184H72ZM147 182H148V181H145L143 184H145V183H147ZM159 182H160V181H159ZM170 182H171V181H170ZM217 182H216V183H217ZM220 182H221V181H220ZM220 182H219V183H220ZM237 182H238V181H237ZM22 183H23V184H22ZM39 183H41V182H39ZM46 183H47V182H46ZM49 183H48V185H49ZM95 183H96V182H95ZM101 183H102V182H100V183L97 182V186L101 187V185H98V184H101ZM106 183H107V180H106ZM113 183H114V181H113ZM123 183H124V182H123ZM126 183H127V181H126ZM138 183H139V182H138ZM138 183L136 184V186L140 184V183H139V184H138ZM201 183H202V182H201ZM216 183H215V185H217ZM247 183H248V182H246V184H247ZM250 183H251V182H250ZM250 183L247 184V189H249V190H250V189H254V191L256 190V193L258 194V197H259V196H263V197H264V180H261L259 183H256V184H254V183H255V182H254L253 185H251ZM5 184H6V185H5ZM21 184H22V185H21ZM102 184H103V185H102V187H103L105 184H104V183H102ZM154 184H155V183H154ZM161 184H162V183H161ZM234 184H235V183H234ZM38 185H39V184H38ZM79 185H80V183H79ZM132 185H133V184H132ZM132 185H131V186H132ZM141 185H142V184H141ZM141 185L139 186L140 189H138L137 191H136V188H135V191H136L135 193H138L139 191H140V192L142 191L143 188L141 189ZM163 185H164V184H163ZM166 185H167V184H166ZM169 185H170V184H168L167 186L169 187ZM182 185H183V184H182ZM186 185H187V184H186ZM190 185H191V184H190ZM203 185H204V184H203ZM211 185H212V184H211ZM223 185H224V184H223ZM8 186H9V185H8ZM35 186H34V187H35ZM75 186H76V182H75ZM97 186H95V187H97ZM118 186H120L121 188L119 189ZM124 186H126V187H125V188H126L125 191H124V189H123ZM134 186H135V185H134ZM142 186H143V185H142ZM145 186H147V187L152 186V183L150 182V183H148V184H145ZM194 186H195V185H194ZM196 186H197V184H196ZM207 186H208V185H207ZM220 186H221V185H220ZM39 187H42V186L39 185ZM47 187H48V186L46 185V188H47ZM68 187H69V186H68ZM89 187H90L89 189L92 190V189H91V185H90ZM95 187H94V191H95ZM102 187H101V188H102ZM105 187H106V186H105ZM198 187H199V186H198ZM221 187H222V186H221ZM224 187H225V186H224ZM224 187H223V188H224ZM243 187L245 188V186H243ZM10 188H11V187H9V191L11 190V192H13V189H12V188L10 189ZM15 188H14V189H15ZM27 188H28V187H27ZM43 188H44V187H43ZM76 188H77V187H75V190H76ZM130 188H131V187H130ZM169 188H170V187H169ZM199 188H200V187H199ZM201 188H202V187H201ZM206 188H207V187H206ZM227 188H228V187H227ZM229 188H230V187H229ZM238 188H240V187H238ZM28 189H30V188H28ZM35 189H37V188H35ZM38 189H39V192H40V188H38ZM89 189H88V190H89ZM97 189H98V188H97ZM97 189H96V190H97ZM118 189H119V190H118ZM121 189H122V191H121ZM167 189H168V188H167ZM167 189H166V190H167ZM186 189H187V188H186ZM1 190L4 191L5 189H1ZM1 190H0V191H1ZM7 190H8V189H6L5 192H6ZM15 190H16V189H15ZM18 190H17V192H18ZM46 190H48V192H49V190L51 191L52 189H50V187H49V189L47 188ZM54 190H53V191H54ZM68 190H69V189H68ZM71 190H72V189H71ZM75 190H74V191H75ZM78 190H79V189H78ZM78 190H77V191H78ZM81 190H80V191H81ZM88 190H87V191H88ZM100 190H102V189H99V191H100ZM129 190H130L129 192H130V193L133 192V195H134V189H129ZM132 190H133V191H132ZM197 190H198V189H197ZM212 190H213V189H212ZM212 190H211V191H212ZM224 190H227V189L225 188ZM245 190H246V189H245ZM25 191H26V190H25ZM31 191H33V190H31ZM31 191H30V193H32ZM41 191H43V190H41ZM44 191H45V190H44ZM72 191H73V190H72ZM118 191H121V192L119 193ZM195 191H196V190H195ZM239 191H240V189H239ZM239 191H237V192H239ZM5 192L3 193L5 196H6L7 193H10V192H7V193L5 194ZM17 192H16V194H18ZM21 192H22V191H21ZM33 192H34V191H33ZM35 192H36V191H35ZM35 192H34V193H35ZM58 192H59V191H58ZM58 192H57V194H58ZM91 192H92V191H91ZM96 192H98V191H95L94 194H96ZM203 192H204V191H203ZM221 192H222V190H221ZM224 192H225V191H224ZM14 193H15V191H14ZM42 193H45V192H42ZM74 193H75V192H74ZM99 193H100V192H99ZM103 193L105 194V197H107V196H106V193H105V192H103ZM103 193H102V195H101V193H100V195H101L102 197L100 196V197L97 198V199H99V200L102 199V198H103ZM123 193H122V194H123ZM126 193H128V192H126ZM126 193H125V194H126ZM190 193H191V192H190ZM199 193H200V192H198V194H199ZM222 193H223V192H222ZM225 193H226V192H225ZM242 193H243V192H242ZM256 193H255V194H256ZM0 194H1V192H0ZM16 194H15V195H16ZM19 194H20V192H19ZM35 194H36V193H35ZM38 194H39V193H37V195H36L37 197H38ZM52 194H53V193H52ZM52 194H51V195H52ZM60 194H61V193H60ZM87 194H88V193H87ZM91 194H92V193H91ZM94 194H93V195H94ZM108 194H109V193H108ZM141 194H142V193H139V194H137V196L140 195V197H141ZM143 194H145L144 191H143ZM143 194H142V195H143ZM153 194H154V193H153ZM173 194L175 195L176 193H173ZM245 194H246V193H245ZM245 194H244V195H245ZM252 194H253V193H252ZM23 195H24V194H23ZM25 195H26V193H25ZM45 195H46V194H45ZM61 195H62V194H61ZM74 195H75V194H74ZM76 195H77V194H76ZM93 195H92V197H93ZM97 195H98V194H97ZM128 195H129V193H128ZM128 195H126V196H125V195H122V199L125 200V198H126V201H125V202L128 203L129 205H132L134 202H132L131 204L129 203L130 200L132 201V198L129 199L131 195H129V196H128ZM169 195H170V194H169ZM182 195H184V194H182ZM205 195H206V194H205ZM216 195H217V193H216ZM244 195H243V196H244ZM1 196L3 197L2 194H1ZM1 196H0V197H1ZM18 196H19V195H18ZM29 196H31V195H29ZM29 196L27 195L26 197H27V198H30V201H29V202H31V199H33V198H32V196H31V197H29ZM43 196H44V195H43ZM58 196H59V198L62 197V196L60 197V195H58ZM58 196H57V198H56L57 200H58ZM72 196H73V195H72ZM83 196H84V195H83ZM95 196H96V195H94V197H95ZM98 196H99V195H98ZM98 196H97V197H98ZM116 196L118 197V195H116ZM120 196H121V194H120ZM120 196H119V197H120ZM123 196H124V198H123ZM137 196H135V197H137ZM145 196H146V194H145ZM155 196H156V194H155ZM171 196H172V195H171ZM175 196H176V195H175ZM180 196H181V195H180ZM210 196H212V195H210ZM222 196L225 197V194L223 193ZM253 196H254V194H253ZM8 197L10 198V195H8ZM11 197L14 198V194H13ZM20 197H21V196H20ZM49 197H50V196H49ZM53 197H54V196H53ZM55 197H56V195H55ZM66 197H67V196H66ZM75 197H76V196H75ZM87 197H88V200H89V196H87ZM109 197H110V196H109ZM132 197H133V196H132ZM135 197H133V198L136 199ZM138 197H139V196H138ZM138 197H137V198H138ZM140 197L137 199L138 201L140 200ZM142 197H143V196H142ZM168 197H169V196H168ZM181 197H182V196H181ZM186 197H188V196H186ZM192 197H193V196H192ZM212 197H213V196H212ZM230 197H231V196H230ZM235 197H236V195H235ZM251 197H252V195H251ZM258 197H257V198H258ZM4 198H5V197H4ZM4 198H2V199L4 200ZM9 198H6V199L9 200ZM16 198H18V197H16ZM23 198H25V196H24ZM23 198H22V199H23ZM41 198H42V197H40V199H41ZM71 198H73V197H71ZM95 198H96V197H95ZM112 198H113V197H112ZM169 198H171V197H169ZM249 198H250V197H249ZM249 198H248V199H249ZM261 198H262V197H261ZM45 199H46V198H45ZM56 199H55V200H56ZM75 199H77V198H75ZM79 199H80V198H79ZM106 199H107V198H106ZM127 199L129 200V202H127V201H128ZM134 199H133V201H134ZM141 199H142V198H141ZM144 199H145V198H144ZM144 199H143V202H144ZM165 199H167V197H166ZM176 199H177V198H176ZM176 199H175V201H176ZM200 199H201V197H200ZM224 199H225V198H224ZM259 199H260V197H259ZM0 200H1V198H0ZM10 200H11V199H10ZM10 200L8 201V202H9V205H8V206H10V205L12 206V204L15 205V203H11V204H10ZM18 200H19V199H18ZM38 200H39V199H38ZM71 200H74V199H71ZM93 200H94V199H93ZM103 200H105V199H103ZM103 200H101V203L103 202ZM124 200H121V201H124ZM148 200H149V199H148ZM167 200H168V199H167ZM180 200H181V199H180ZM196 200H197V198H196ZM202 200H203V199H202ZM205 200H206V199H205ZM215 200H216V198H215ZM237 200H238V199H237ZM250 200H251V199H250ZM252 200H253V199H252ZM23 201H24V202H23V203H24L23 205H25L27 202L25 203V199H24ZM48 201H50V199H49ZM48 201H47V203H48ZM90 201H91V200H90ZM135 201H136V200H135ZM159 201H160V200H159ZM168 201H170V200H168ZM197 201H198V200H197ZM210 201H211V200H210ZM222 201H223V199H222ZM235 201H236V200H235ZM0 202H1V201H0ZM32 202H33V200H32ZM42 202H43V201H42ZM56 202H57V204L59 205L58 201H56ZM63 202H64V201H63ZM74 202H78V201H77V200H76V201H75V200L72 201V202H71V203H72L71 205H73ZM85 202H86V201H85ZM85 202H84V203H85ZM88 202H89V201H87L86 203H88ZM95 202H96V201H95ZM105 202H106V201H105ZM105 202H103V203H105ZM119 202H120V201H119ZM143 202H142V203H143ZM160 202H161V201H160ZM160 202H159V203H160ZM177 202H179V201H177ZM193 202H194V201H193ZM201 202L203 203V201H201ZM207 202H208V201H207ZM207 202H206V203H207ZM213 202H214V201H213ZM213 202H212V203H213ZM224 202H225V201H224ZM230 202H231V201H230ZM230 202H229V203H230ZM252 202H253V201H252ZM2 203H7V202H6V201H2ZM2 203H0V206L3 205V209H4L5 207H4V204H2ZM50 203H51V202H50ZM68 203H69V206H70V202H69V201H68ZM82 203H83V202H82ZM116 203H117V202H116ZM142 203H140V204H142ZM164 203H165V202H164ZM164 203H163V204H164ZM184 203H185V202H184ZM194 203H195V202H194ZM194 203H193V204H194ZM206 203H205V204H206ZM208 203H210V202H208ZM241 203H242V202H241ZM254 203H255V201H254ZM260 203H263V202H259L258 204H260ZM44 204H45V203H44ZM48 204H49V203H48ZM61 204H62V203H60V205H61ZM66 204H67V203H66ZM79 204H80V203H79ZM79 204H78V205H79ZM98 204H100V203H98ZM215 204H218V203L216 202ZM215 204H214V205H215ZM220 204H221V203H220ZM236 204H237V203H236ZM6 205H7V204H6ZM14 205H13V206H14ZM18 205H20V203H18ZM18 205H17V207L19 208ZM42 205H43V204H42ZM42 205H41V203H40V204L38 205V206H39L38 208H40V206H42ZM46 205H47V204H46ZM51 205H53V204H51ZM58 205H55V206H58ZM60 205H59V206H60ZM62 205H63V204H62ZM62 205H61V206H62ZM102 205H103V204H102ZM112 205H113V204H112ZM121 205H122V204H121ZM121 205H120V206H121ZM196 205H197V204H196ZM210 205H211V204H210ZM214 205H212V206H214ZM226 205H227V204H226ZM251 205H252V204H251ZM11 206H10V207H11ZM13 206H12V207H13ZM28 206H29V209L32 207V211H33V209H34V208H33V205L30 204V205H28ZM30 206H31V207H30ZM55 206H54V207H55ZM69 206H67V207H69ZM79 206H80V205H79ZM82 206H83V204H81V207H82ZM89 206H90V205H87V206H86V210L84 209L85 206H83V209L85 210L84 212H86V211L91 207V206H90V207H89ZM109 206H110V205H109ZM113 206H114V205H113ZM124 206H125V205H124ZM126 206H128V205H126ZM135 206H136V204H135ZM135 206H134V207H135ZM139 206H140V205H139ZM169 206H170V205H169ZM193 206H194V205H193ZM200 206H201V205H200ZM257 206H261V204H260V205H257ZM21 207H22V206H20V208H21ZM34 207H35V206H34ZM45 207H46V206H45ZM54 207H52V208H54ZM63 207H64V206H63ZM75 207H76L75 210L78 208V209L76 210V211H78V213H79V211H83V210H79V208H81V207H77V206H75ZM87 207H89V208H87ZM171 207H172V206H171ZM178 207H179V206H178ZM190 207H191V206H190ZM239 207H240V206H239ZM248 207H249V206H247L246 209H247ZM263 207H264V206H263ZM18 208H17V209H18ZM23 208H26V207H23ZM27 208H28V207H27ZM41 208H42V207H41ZM43 208H44V206H43ZM50 208H51V207H50ZM52 208H51V209H52ZM59 208H60V207H59ZM59 208H56V209H59ZM119 208H120V207H118V208L116 209V211H118ZM124 208H125V209H126V208H131V209H132V207H130V206H128V207H123V209H124ZM142 208H143V207H142ZM197 208H198V207H197ZM203 208H205V206H204ZM203 208H202V209H203ZM206 208H208V206H207ZM229 208H230V207H229ZM234 208H235V207H234ZM253 208H254V206H253ZM261 208H262V206H261ZM261 208H259V209H261ZM1 209H2V208H1ZM13 209H14V208H13ZM47 209H48V206H47ZM61 209H62V208H61ZM61 209L58 210V212L60 211V214H58V213H57V214L60 216V218H61V222H62V218H65V220H66V217H65L64 214H67V213L69 214V213L71 212V211H70L71 209H69V212H67V213H65L66 211H64L65 208H63V212H64V213H62V210H61ZM120 209L123 210V209H122V206H121ZM131 209H130V210H131ZM172 209H173V208H172ZM176 209H177V208H176ZM202 209H201V210H202ZM222 209H224V208H222ZM222 209H221V210H222ZM232 209H233V206H232ZM251 209H252V208H251ZM255 209H256V208H255ZM7 210H9V209H7ZM7 210H2V211H3L2 214L7 213V212H6ZM18 210H20V209H18ZM23 210H24V209H23ZM35 210H36V208L34 209V211H35ZM49 210H50V209H49ZM49 210H48V211H49ZM112 210H113V216H114V215H115V212H114L115 209L113 208ZM128 210H129V209H128ZM133 210H134V209H133ZM137 210H138V209H137ZM140 210H141V209H140ZM179 210H180V209H179ZM185 210H186V209H185ZM193 210H194V209H193ZM204 210H206V209H204ZM219 210H220V208H219ZM238 210H241V209H238ZM247 210H248V209H247ZM249 210H250V209H249ZM14 211H15V209H14ZM21 211H22V209H21ZM21 211H19V212L15 211V212H17V214L20 213L21 215L25 213L24 211H22L23 213H22ZM26 211H28V209H27ZM37 211H39V209H38ZM41 211H42V210H41ZM43 211H45V210L43 209ZM54 211H55V209H54ZM54 211H52V212H54ZM72 211H73V208H72ZM138 211H139V210H138ZM195 211H196V210H194V212H195ZM199 211H200V210H199ZM225 211H228V210L225 209ZM225 211L223 212V215H224V213H226ZM235 211H236V210H235ZM235 211H234V215H236V214H235ZM244 211H245V209H244ZM261 211L264 212V208H263V210L261 209ZM46 212H47V211H46ZM52 212H51V213H52ZM131 212H132V211H131ZM142 212H143V211H142ZM183 212H184V211H183ZM207 212H209V211H207ZM229 212H233V211H229ZM256 212H257V211H256ZM258 212H259V210H258ZM0 213H1V211H0ZM29 213H30V211L28 212V214H29ZM34 213H36V211L33 212V215H34ZM61 213H62V215H61ZM73 213H74V212H73ZM73 213L71 212V214H73ZM78 213L75 212L74 215H75V216H76V215L78 216ZM91 213H92V209H91ZM124 213H125V211H123V212L120 213L119 215H122V216H123ZM126 213L129 214L130 212L128 211V212H126ZM126 213H125V215H126ZM162 213H163V212H162ZM165 213H166V211H165ZM203 213H204V212H203ZM211 213H212V211H211ZM221 213H222V212H221ZM236 213L239 214V211H237ZM250 213H251V212H250ZM2 214H1V215H2ZM13 214H14V213H13ZM31 214H32V213H31ZM31 214H30V215H31ZM37 214H38V213H37ZM41 214H42V212H41ZM53 214H55L56 217L58 216L56 213H53ZM79 214L82 215L81 213H79ZM83 214L85 215V213H83ZM88 214H89V211L86 213V215H88ZM105 214H107V211L105 212ZM105 214L102 216V219L104 218L103 220H106V221H107V217H106V219H105ZM116 214H117V213H116ZM128 214H127V215H128ZM204 214H206V213H204ZM212 214H213V213H212ZM226 214H227V213H226ZM248 214H249V213H248ZM258 214H259V213H258ZM262 214H263V213H262ZM26 215H27V214H26ZM30 215H29V216H30ZM48 215H49V214H48ZM63 215H64V216H63ZM69 215H70V214H69ZM86 215H85V218L87 219V217H88L89 215H88L87 217H86ZM119 215H117V216L115 215L113 221L116 222L117 219H116L115 217H118ZM197 215H198V214H197ZM216 215H218V214H215V218L219 220V217H217ZM254 215H255V214H254ZM254 215H253V216H254ZM256 215H257V214H256ZM256 215H255V216H256ZM3 216H4V215H3ZM9 216H10V215H9ZM12 216L14 217V215H11V217H12ZM29 216H28V217H29ZM38 216H39V215H38ZM75 216H72V217H74L73 220L76 219L77 216H76V217H75ZM91 216H92V214H91ZM95 216H96V215H95ZM98 216H99V217H98V218H99L98 221H100L99 223H102L101 214H100V215L98 214ZM110 216H111V215H110ZM129 216H130V214H129ZM132 216L134 217V214H133ZM193 216H194V214H193ZM209 216H210V215H209ZM212 216H213V215H212ZM212 216H211V217H212ZM220 216H221V215H220ZM231 216H232V215H230V216H228V217H231ZM236 216H237V215H236ZM255 216H254V217H255ZM259 216H261V215H258L257 217H259ZM11 217H10V219H11ZM15 217H16V215H15ZM15 217H14V218H15ZM17 217H18V216H17ZM49 217H50V216H49ZM56 217H54V218H50V219H54V220H55ZM70 217H71V215H70ZM80 217H81V216H80ZM96 217H97V216H96ZM133 217H131L130 219L128 218L129 221L132 220ZM181 217H182V216H181ZM183 217H184V216H183ZM187 217H188V216H186V218H187ZM190 217H191V216H190ZM190 217H189V218H190ZM198 217H200V216H198ZM239 217H240V215H239ZM5 218H6V217H5ZM25 218H26V217H25ZM37 218H38V217L36 216L35 219H37ZM42 218H43V217H42ZM44 218H46V217H44ZM67 218H68V217H67ZM77 218H78V220L80 219L79 217H77ZM125 218H126V220H128L127 217H125ZM125 218H124V217H121V220L124 219V222H125ZM212 218H213V217H212ZM225 218H226V217H224V219H225ZM237 218H238V217H237ZM249 218H250V216H249ZM263 218H264V214H263L262 219H263ZM2 219H4V218H2ZM2 219H0V221H3ZM16 219H17V218H16ZM16 219H15V220H16ZM18 219L21 221L22 218H21V219L18 218ZM23 219H24V216H23ZM29 219H31V218H29ZM35 219H34V220H35ZM39 219H40V218H38V220H39ZM48 219H49V218H48ZM48 219L46 218L47 221H48ZM56 219H58V218H56ZM70 219H71V218H69V220H70ZM82 219H83V218H82ZM82 219L79 220V223H80V222L82 223V221H81ZM86 219H84V220H86ZM88 219H89V218H88ZM100 219H101V220H100ZM149 219H150V218H148V219L145 220V221H148V223H149V222L151 223V222L154 220V219L152 220V218H151V221H149ZM192 219H193V217H192ZM198 219H199V218H198ZM202 219H203V218H202ZM227 219H229V218H227ZM227 219H226V220H227ZM234 219H235V216H234ZM238 219H239V218H238ZM238 219L235 221L236 223L238 222ZM242 219H243V218H242ZM242 219H240V221H239L241 224H242V222H243ZM245 219H246V218H245ZM245 219H244V220H245ZM257 219H258V218H257ZM27 220H28V218L25 219L24 222H25V223L28 222ZM40 220H41V219H40ZM59 220H60V219H59ZM65 220L63 219V221H65ZM71 220H72V219H71ZM84 220H83V221H84ZM182 220H183V218H182ZM190 220H191V219H190ZM199 220H200V219H199ZM203 220H204V219H203ZM214 220H215V219H214ZM220 220H221V219H220ZM220 220H219V221H220ZM222 220H223V219H222ZM247 220H248V219H246V221H247ZM259 220H261V219H259ZM259 220H258V221H259ZM5 221H6V219L4 220V222H5ZM12 221L14 222L13 218H12ZM12 221H11V224H13ZM47 221H46V222H47ZM55 221H58V220H55ZM75 221H77V220H75ZM132 221H133V220H132ZM185 221H186V220H185ZM205 221H206V219H205ZM211 221H212V220H211ZM216 221H217V220H216ZM219 221H218V223H219ZM241 221H242V222H241ZM250 221H251V220H250ZM263 221H264V220L259 221L260 224H261ZM4 222H3V223H4ZM9 222H10V220H9V218H7V223H5V224H8L7 226H9ZM15 222H16V221H15ZM15 222H14V223H15ZM18 222H19V221H18ZM40 222H41V221H40ZM43 222H44V221H43ZM43 222H41V223H39V224L41 225ZM48 222L53 223V222H51L50 220H49ZM65 222H66V221H65ZM69 222H70V221H69ZM186 222H187V221H186ZM194 222H195V220H194ZM201 222H202V221H201ZM201 222H200V223H201ZM212 222H213V221H212ZM244 222H245V221H244ZM247 222H248V221H247ZM252 222H253V221H252ZM259 222H258V223H259ZM0 223H2V222H0ZM67 223H68V222H67ZM72 223H73V222H72ZM79 223H77V224L80 225L81 223H80V224H79ZM119 223H123V222H120V219H119ZM144 223H145V222H144ZM180 223H181V221L179 222V224H180ZM191 223H192V221H191ZM208 223H210L209 220H208ZM220 223H221V222H220ZM220 223H219V225H220ZM250 223H251V222H250ZM250 223H249V224H250ZM19 224H20L19 227H20V228H23V227H21V223H20V222L18 223V225H19ZM28 224H29V222H28ZM28 224H27V225H28ZM54 224H55V223H54ZM54 224L51 225V226H52V227L55 226ZM57 224L60 225V224H59V221L57 222ZM75 224H76V223H75ZM75 224L72 225L71 222H70V224L68 225V227H69V226H70V227H76V226H77L76 228L79 229L78 225H77V224L75 225ZM83 224H84V223H83ZM102 224H104V223H102ZM117 224H118V222H117ZM131 224H132V223H131ZM183 224H185V223L183 222ZM183 224H182V226H183ZM188 224H189V222H188ZM192 224H193V223H192ZM211 224H212V223H211ZM226 224H227V223H226ZM237 224H238V223H237ZM253 224L256 225L257 223H253ZM260 224H259V225H260ZM16 225H17V224H16ZM42 225H43V226H41V230H40V231H41V232L43 231L42 234H44V232H46V231H44V230H45V227H44L45 225H44V224H42ZM47 225L49 226V223L46 224V227H47ZM104 225H105V224H104ZM123 225H124V223H123ZM123 225H122L120 228H122V227L124 228ZM165 225H166V224H165ZM186 225H187V224H186ZM186 225H185V226H186ZM190 225H191V224H189L188 228L186 227V228H187V231H190V230H192V229L194 228V227H193V228H191L190 230H188L189 227H192V226H193V225H191V226H190ZM201 225H203V224H201ZM204 225H205V224H204ZM219 225H218V226H219ZM224 225H225V224H224ZM234 225H235V224H234ZM251 225H252V224H251ZM251 225H250V226H251ZM255 225H254V226H255ZM261 225H263V224H261ZM1 226H2V225H1ZM22 226H23V225H22ZM51 226H50V227H51ZM63 226H64V225H62V227H63ZM102 226H103V225H102ZM131 226H132V225H131ZM185 226H184V227H185ZM194 226H195V223H194ZM229 226H230V224H229ZM235 226H237V225H235ZM29 227H30V226H29ZM43 227H44V228H43ZM70 227H69V228H70ZM80 227H81V226H80ZM82 227H85L86 229H87V228L89 229V227H86L85 225H84V226L82 225ZM108 227H109V226H108ZM113 227H114V225H113ZM129 227H130V224H129ZM226 227H227V226H225V228H226ZM232 227L234 228L233 225H232L231 227H227V228L230 229V228H232ZM244 227H245V226H244ZM247 227H249V226L247 225ZM256 227H257V225H256ZM0 228H1V227H0ZM3 228H4V227H3ZM6 228H7V227H6ZM8 228H9V227H8ZM16 228H17V227H16ZM25 228H26V227H24V229H25ZM59 228H60L59 231L61 232L62 229H63V228L61 229V225H60ZM76 228H72V231H70L71 229L69 230L68 228H67L66 230H67V231L69 230L70 232L75 233V232L78 231ZM85 228H84V229H85ZM115 228H117V225H116ZM115 228H114V229H115ZM120 228H119V229H120ZM123 228H122V230H123ZM130 228H132V227H130ZM158 228H159V227H158ZM172 228H174V227H172ZM195 228H198V229H199V231H200L199 233L202 232L200 229H202L203 227H202V228H200V227H195ZM195 228H194V229H195ZM222 228H223V226H222ZM222 228H221V229H222ZM225 228H224V229H225ZM233 228H232V229H233ZM236 228H237V227H236ZM261 228H262V227H261ZM261 228H259V229H261ZM31 229H32V228H31ZM42 229H44V230H42ZM49 229H50V228H49ZM53 229H54V228H53ZM74 229H76L77 231H76V230L74 231ZM80 229H81V228H80ZM86 229H85V231H86ZM93 229H94V228H93ZM107 229H109V228H107ZM119 229H118V230H119ZM132 229H133V228H132ZM132 229H130V231H132ZM168 229L171 230V227L168 228ZM168 229L166 228L167 231H168ZM181 229H182V228H181ZM183 229H184V228H183ZM245 229H246V228H245ZM249 229L251 230V227H250ZM9 230H10V229H7V231H9ZM25 230H27V229H25ZM38 230H39V229H38ZM54 230H55V229H54ZM63 230H64V229H63ZM91 230H92V228H91L89 231H91ZM96 230H97V228H96ZM98 230H99V229H98ZM116 230H117V229H116ZM133 230H134V229H133ZM170 230H169V233H170ZM176 230H179V229L177 228ZM202 230H203V229H202ZM225 230H226V229H225ZM235 230H236V229H235ZM243 230H244V229H243ZM246 230H247V229H246ZM250 230H249V231H250ZM1 231H2V230H1ZM1 231H0V232H1ZM4 231H5V229H4ZM4 231H3V232H4ZM10 231H11V230H10ZM19 231H20V230H18V228H17V232H19ZM21 231H22V230H21ZM27 231H29V230H27ZM67 231H66V232H67ZM85 231H80L79 233H77V234H75V235H79L78 237H80V236H81L80 233H81V232H84V233H85ZM93 231H94V230H93ZM111 231H112V230H111ZM179 231H180V230H179ZM183 231H184V230H183ZM185 231H186V230H185ZM230 231H231V230H230ZM230 231H229V232H230ZM232 231H234V230H232ZM232 231H231V232H232ZM34 232H37V231H34ZM47 232H49V231L47 230ZM56 232H57V229H56ZM62 232H63V231H62ZM70 232H69V233H70ZM91 232H92V231H91ZM91 232H90V233H91ZM96 232H97V231H95V233H96ZM120 232H121V230H120L119 232H117V233L120 235ZM174 232H175V231H174ZM193 232H194V231L192 230L191 233L193 234ZM227 232H228V231H227ZM6 233H7V232H6ZM50 233H51V232H49V233H47V234H50ZM67 233H68V232H67ZM93 233H94V232H93ZM95 233H94V235H95ZM107 233H108V232H107ZM133 233H134V232H133ZM162 233H163V232H162ZM184 233L187 234L186 232H184ZM191 233H190V234H191ZM194 233H195V232H194ZM223 233H224V232H223ZM239 233H240V232H239ZM243 233H244V232H243ZM243 233H241V234H243ZM2 234H3V233H2ZM11 234H12V233H11ZM18 234L21 235V232L18 233ZM27 234H29V233H27ZM36 234H37V236H38V232H37ZM39 234H41V233H39ZM61 234H62V233H61ZM180 234H181V231H180ZM185 234H184V235H185ZM192 234H191V235H192ZM195 234L197 235L198 233L196 232ZM220 234H221V233H220ZM233 234H234V235H237V234H235V233H232L231 235H230V233H229V234L227 233L226 235L233 236ZM241 234H240V235H241ZM245 234H246V233H245ZM245 234H244V235H245ZM249 234H250V233H249ZM5 235H6V239H7L8 236H9L10 234H9L8 236H7V234H5ZM5 235H2V239H3V240H4ZM29 235H30V234H29ZM29 235H28V236H29ZM45 235H46V234H45ZM51 235H58V234H54V233H53V234H51ZM59 235H60V233H59ZM59 235H58V236H55V239H56L57 237H59ZM63 235H64V234H63ZM69 235H70V234L66 235V233H65V236H64V237L69 236ZM90 235H91V234H90ZM107 235H108V234H107ZM165 235H166V233H165ZM165 235H164V236H165ZM172 235H173V234H172ZM172 235H170V236H172ZM176 235H177V234H176ZM201 235H202V234H201ZM226 235H225V236H226ZM23 236H24V235H23ZM25 236H26V235H25ZM25 236H24V237H25ZM41 236H42V235H41ZM47 236H48V235H47ZM73 236H74V235H72V238H73ZM115 236H116V235H115ZM174 236H175V235H174ZM186 236H187V235H186ZM188 236H189V235H188ZM216 236H217V235H216ZM216 236H215V237H216ZM219 236H220V235H219ZM222 236H223V235H222ZM245 236H246V235H245ZM251 236H252V235H251ZM251 236H250V237H251ZM260 236H262V235H260ZM24 237H23L24 240H25V239H28V238H26V237L24 238ZM30 237H31V239H33V238L35 239V238H36V237H35V233H34V234L32 233V236H30ZM30 237H29V238H30ZM39 237H40V236H39ZM39 237H37V238L39 239ZM49 237H50V236H49ZM60 237L62 238V236H60ZM64 237H63V241H61V238H60V241L62 242V244L59 243L58 238H57L58 243H57L55 240H54V242H56V244L63 245V243H66V240L69 242V240L71 239V238H70V239H65ZM76 237H77V236H76ZM93 237H94V236H93ZM93 237L90 238V240L93 239ZM104 237H105V236H104ZM112 237H113V236H112ZM120 237H122V236H120ZM172 237H173V236H172ZM179 237H181V236L179 235ZM184 237H185V236H184ZM192 237H194V236H192ZM192 237H189V238L192 239ZM226 237H227V236H226ZM236 237H237V236H236ZM236 237H235V238H236ZM246 237H247V236H246ZM246 237H245V238H246ZM0 238H1V237H0ZM9 238L11 239V237H9ZM9 238H8V240H9ZM41 238H42V239L44 238V239H43V242L46 243V239H47V237H46V239H45L44 236L41 237ZM122 238H123V237H122ZM122 238H121V239H122ZM170 238H171V237H170ZM177 238H178V237H177ZM187 238H188V237H185V238H184V239L186 240L185 242H187L188 244H190L191 240L189 241V238H188V239H187ZM201 238H202V237H200V239H199V238H198V239L201 240ZM242 238H243V237H242ZM255 238H256V237H255ZM257 238H258V240H259V237H257ZM262 238H263V237H262ZM2 239H1V240H2ZM6 239H5V241L7 242L8 240H6ZM31 239H29V240H31ZM42 239H40V240H42ZM50 239H54L53 236H52V238H49V240H50ZM64 239H65V242H64ZM76 239H77V238H75V240H74V239H73V240H74V241H77ZM79 239H82V240L80 241L81 243H82V241H83V243H86V240H83V238H78V241H79ZM105 239H106V238H105ZM121 239L119 240L120 242H121ZM123 239H126V238H123ZM172 239H173V238H172ZM172 239H171V240H172ZM196 239H197V238H196ZM198 239H197V240H198ZM215 239H216V238H215ZM218 239H219V238H218ZM218 239H217V240H218ZM243 239H244V238H243ZM247 239H248V238H247ZM247 239H246V240H247ZM3 240H2V242H3ZM44 240H45V241H44ZM47 240H48V239H47ZM49 240H48V242H49ZM71 240H72V239H71ZM71 240H70V241H71ZM73 240H72V242H70V243H73V244L75 243V244H76V242H74ZM161 240H163V237H162ZM169 240H170V239H169ZM174 240H175V239H174ZM174 240H173V241H174ZM176 240H177V239H176ZM176 240H175V241H176ZM178 240H179V239H178ZM180 240H181V239H180ZM180 240H179V241H180ZM194 240H195V239H194ZM222 240H223V238L221 239V241H222ZM246 240H245V241H246ZM250 240H251V238H250ZM25 241H26V240H25ZM35 241H36V240H34V242H35ZM37 241H38V240H37ZM123 241H124V240H123ZM167 241H168V240H167ZM167 241H166V242H167ZM214 241H216V240H214ZM221 241L218 240L217 242L220 243ZM256 241H257V240H256ZM2 242H0V243L2 244V246L5 245V249H6V243H2ZM31 242H32V241H31ZM51 242H53V241H51ZM51 242H49V243H51ZM68 242H67V243H68ZM113 242H114V241H113ZM131 242H132V241H131ZM156 242H157V241H156ZM158 242H160V237H159ZM158 242H157V243H158ZM176 242H177V241H176ZM176 242H175V243H176ZM180 242H182V240H181ZM180 242H179V243H180ZM226 242H227V241H226ZM231 242H232V241H231ZM247 242H248V240H247ZM15 243H16V242H15ZM67 243H66V244H67ZM77 243H78V242H77ZM83 243H82V245H83ZM126 243H127V245L125 244V248H126V246H128V242H126ZM132 243L135 244L134 241H133ZM132 243H130V244H132ZM153 243H154V242H153ZM161 243H163V242H161ZM173 243H174V242H173ZM173 243H172V244H173ZM219 243H218V245H220ZM3 244H4V245H3ZM25 244L27 245V241H26ZM31 244H32V243H31ZM42 244H43V243H42ZM54 244H55V243H54ZM73 244H72V245H73ZM133 244H132V245H133ZM154 244H155V243H154ZM154 244H153V245H154ZM164 244H165V243H163L162 246H164ZM168 244H169V243H168ZM230 244H231V243H230ZM35 245H36V244H35ZM43 245H45V244H43ZM67 245H68V244H67ZM78 245H80V243H79ZM78 245H77V247H78ZM87 245H88V243H87ZM120 245L124 246V244H122V243H121ZM136 245H137V243H136ZM136 245H135V247H136ZM183 245H184V243H183ZM186 245H187V244H186ZM223 245H225L224 242H223L222 246H223ZM257 245H258V243H257ZM263 245H264V244H263ZM28 246H31L30 248L32 249V250H31V253H29V255L26 256V257H29V258H31L33 254L36 255V254H37V251H39V252L41 251V253L38 252V255H39V254L41 255V254H42V251H43L44 253H45V251H47V250L44 251V249H42V250H39V249L37 250V249H36V251L34 250V253L32 254V252H33V248H34V247L32 248V246H34V244H33V245H29V244H28ZM28 246H27V247H28ZM36 246L38 247L39 245L37 244ZM53 246H54L53 252H50V251H49V252H50V255H52V254L54 253V250H55V246H56V245H53ZM63 246H64V245H63ZM75 246H76V245H75ZM80 246H81V245H80ZM83 246H84V245H83ZM83 246H82V248H83ZM162 246H161V248H160L159 250H162V251H163V249H164V251H165V248H167L166 245L163 247V249H162ZM179 246H180V245H179ZM230 246H231V245H230ZM0 247H1V246H0ZM27 247H26L25 251L27 250ZM43 247H46V246H42V248H43ZM50 247H51V246H50ZM71 247H72L71 244L68 245V248L72 250ZM150 247H152V246H150ZM155 247H156V244H155V246L152 248V252H151V253H149V249L146 248V250L148 251L149 254H152V255L154 256V255L158 254V252H157L158 249H157V248H156V249H157V250H156L157 253L153 254V250H154ZM157 247H159V244H158ZM172 247H173V246H172ZM174 247H175V245H174ZM248 247H250V246H248ZM19 248H20V247H19ZM35 248H36V247H35ZM39 248H41V246H40ZM47 248H49V247H47ZM52 248H53V247H51V249H52ZM62 248H64V247L61 246L60 249L62 250ZM78 248L81 250L80 247H78ZM121 248H122V247H121ZM127 248H129V250H126ZM127 248L125 249L127 252H130V251L133 252V251H132V250L134 249L133 247L128 246ZM130 248H133V249L130 250ZM148 248H149V247H148ZM169 248H170V247H169ZM177 248H178V246H177ZM182 248H183V246H182ZM196 248H197V247H196ZM242 248H244V246H243ZM261 248H262V247H261ZM0 249H1V248H0ZM23 249H24V248H23ZM28 249H29V248H28ZM57 249H58V247H57ZM136 249H137V250H136ZM186 249H187V248H186ZM49 250H50V249H49ZM61 250H58L57 252L59 253ZM80 250H78V251H80ZM135 250H136V252H134V253H137L138 251H142L143 248H142L141 250H139V249L136 247ZM135 250H134V251H135ZM166 250H167V249H166ZM169 250H170V249H169ZM188 250H189V248H188ZM233 250H234V249H233ZM21 251H22V250H21ZM21 251H20V252H21ZM74 251H75V250H74ZM74 251L72 250V253H73V254L75 253ZM78 251H76L75 254H77ZM109 251H110V250H109ZM113 251H114V248H113ZM120 251H122V250H120ZM123 251H124V249H123ZM126 251H124V253H126ZM162 251H161L160 253H162ZM196 251H197V250H196ZM247 251H248V250H247ZM249 251H250V250H249ZM256 251H257V250H256ZM263 251H264V250H263ZM9 252H10V251H9ZM23 252H24V251H23ZM29 252H30V251H29ZM62 252H63V251H62ZM70 252H71V251H70ZM80 252H81V251H80ZM115 252H116V251H115ZM118 252H119V249H118V251H117L116 253H113V255H114V254H115V256L118 255ZM171 252H172V251H171ZM189 252H190V251H189ZM199 252H201V251L199 250ZM235 252H237V251H234V254L236 255ZM238 252H239V251H238ZM27 253H28V252H26L25 254H27ZM58 253L55 252L56 256H57ZM81 253H83V252H81ZM110 253H112V251H111ZM121 253H122V252H121ZM121 253H120V254H121ZM124 253H123V255H124ZM142 253H143V252H141V254H142ZM145 253H146V252H145ZM163 253H165V252H163ZM201 253H202V252H201ZM201 253H199V254H201ZM227 253H229V252L227 251ZM245 253H246V252H245ZM248 253H249V252H248ZM248 253H247L246 255H248ZM259 253H260V252H259ZM17 254H18V253H17ZM17 254H16V255H17ZM20 254H21V253H20ZM30 254H31V256H30ZM67 254H68V253H67ZM67 254H66V255H67ZM75 254H74V255H75ZM120 254L118 255L119 257H121V255H122V254H121V255H120ZM126 254L128 255L129 253H126ZM131 254H132V253L129 254V257H130V258L134 257V255L130 256ZM137 254H138V253H137ZM137 254H136V255H137ZM141 254H140V255H141ZM166 254H167V252H166L164 255H166ZM168 254H169V253H168ZM194 254H195V253H194ZM203 254H204V253H203ZM229 254H230V253H229ZM254 254H255V253H254ZM262 254H263V253H262ZM0 255H2V254L0 253ZM9 255H10V254H9ZM35 255H33V259H34V258H37V257L40 256V255H39V256H38V255L35 256ZM50 255H49V257H51ZM62 255L65 257V254H64V253H63ZM158 255H160V254H158ZM158 255H156V256H158ZM162 255H163V254H162ZM34 256H35V257H34ZM53 256H54V255H52V257H53ZM68 256H69V255H68ZM68 256H66V257H68ZM82 256H84V255L82 254ZM118 256H117V258H118ZM156 256L152 257V259H153V258H156ZM167 256H168V255H166V258H165V257L163 258V259H164L163 264L165 263V259L168 258ZM192 256H193V255H191V257H192ZM201 256H202V254H201ZM238 256H239V255H238ZM17 257H18V256H17ZM17 257H16V259H17ZM26 257H25V258H26ZM59 257H60V256H59V254H58V257H55V258H59ZM66 257H65V258H66ZM69 257H71V256H69ZM76 257H77V256H76ZM78 257H79V256H78ZM78 257H77V258H78ZM87 257H88V256H87ZM234 257H235V256H234ZM236 257H237V256H236ZM252 257H253V256H252ZM252 257H251V258H252ZM258 257H259V255H258ZM262 257H263V256H262ZM19 258H20V257H19ZM45 258H46V257L42 258V260L45 259ZM55 258H54V259H55ZM60 258L62 259V257H60ZM74 258H75V257H74ZM83 258H84V257H83ZM101 258H102V256H101ZM126 258H127V259H126ZM130 258H128V257H126V256L124 255V257H123V258H120V260H117V262L120 261V262H119V264H120V263L122 262V261H121L122 259H123V260L125 259V262H126V261H127L128 259H130ZM141 258H142V257H141ZM159 258H160V256H159ZM159 258H156V259H158V260L160 261L161 259H159ZM195 258H198L197 255H196ZM247 258H248V257H247ZM9 259H10V258H9ZM33 259H32V260H29V262L27 261L28 264H30V262H31V263L34 262L35 264H38V263H36V262H40V260H39L40 258H37V259L35 260L36 262H35ZM47 259H48V258H47ZM61 259H60V261H62ZM63 259H64V258H63ZM68 259H69V258H68ZM68 259H66V261H67ZM70 259L72 260V258H70ZM75 259H76V258H75ZM75 259H74L73 262H77ZM89 259H91V258L88 257L86 261H88ZM108 259H109V258L107 257L106 260H108ZM111 259L114 260V261H112V262L109 261L108 263H112V264H113V262L115 263V261H116V257H115V259L111 257ZM118 259H119V258H118ZM133 259H134V258H132V260H133ZM142 259H143V258H142ZM149 259H150V258H148V260H145V262L147 263V261H148V262L150 263L152 260L150 259V261H149ZM156 259H154L153 261H155ZM189 259H190V258H189ZM203 259H204V258H203ZM241 259H242V258H241ZM25 260H26V259H25ZM37 260H39V261H37ZM109 260H110V259H109ZM158 260L156 261V264H158V263H157ZM195 260H196V259H195ZM253 260H254V259H253ZM253 260H252V261H253ZM54 261L56 262V260H54ZM66 261H65V262H66ZM92 261H93V260H91L90 263H91ZM129 261H131V260H128V262H129ZM153 261L151 262V264L153 263ZM167 261H168V260H167ZM252 261H251V262H252ZM256 261H257V260H256ZM256 261H254V263H255ZM262 261H263V260H262ZM16 262H17V261H16ZM19 262H20V261H19ZM19 262H18V263H19ZM55 262H52V263H55ZM62 262H63V261H62ZM73 262L70 261L69 264H70V263L72 264ZM79 262H80V260H79ZM82 262H83V260H82ZM128 262H126V264H127ZM160 262H162V261H160ZM249 262H250V261H249ZM13 263H14V262H13ZM18 263H16V264H18ZM23 263H24V262H23ZM25 263H26V262H25ZM46 263H47V261L45 262V264H46ZM49 263H51V261H49ZM49 263H47V264H49ZM56 263H57V262H56ZM60 263H61V262H59L58 264H60ZM63 263H64V262H63ZM63 263H62V264H63ZM66 263L68 264V261H67ZM90 263H89V264H90ZM122 263H123V262H122ZM130 263H131V262H130ZM130 263H129V264H130ZM137 263H138V262H137ZM168 263H169V261H168ZM64 264H65V263H64ZM73 264H74V263H73ZM87 264H88V263H87ZM95 264H96V263H95ZM103 264H105V263H103ZM116 264H117V263H116ZM124 264H125V263H124ZM159 264H160V263H159ZM165 264H167V263H165ZM195 264H196V263H195ZM209 264H210V263H209ZM255 264H256V263H255ZM257 264H258V263H257Z\"/></svg>",
	"mask_w": 264,
	"mask_h": 264
}]
</instances>
